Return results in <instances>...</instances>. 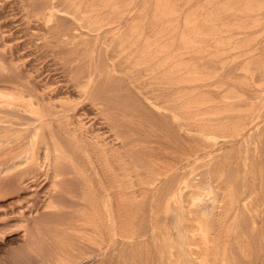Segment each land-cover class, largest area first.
<instances>
[{
    "label": "rangeland",
    "instance_id": "374dc122",
    "mask_svg": "<svg viewBox=\"0 0 264 264\" xmlns=\"http://www.w3.org/2000/svg\"><path fill=\"white\" fill-rule=\"evenodd\" d=\"M77 1L68 0L66 2L65 0H0V29H1L0 30V47H1L0 48V62H1L0 63V95L4 96L3 99H5V100H3V99H1L2 98L1 97L0 103H1V101L4 102V101L8 100V98H11V97L17 98L18 101H13L12 104H16L18 107H21V105H22L21 108L22 109L25 108V111H26V113H25V111L23 110L24 111L23 112L20 108L18 111L13 110L12 112L14 114L12 112H10L11 114L9 112H8L9 114H6L7 112H0V119H1L0 125H4V126L10 128L8 131H6L7 134H11L13 132H17V133L21 132L20 133L21 135L20 134H18V135H20V137H21V138L19 137L20 140L22 138L24 139V140L22 139L21 140L22 142H20V143H23V145L29 143V140H30L29 138L32 139L34 137H37V138H34L35 140L33 139L35 141V145L33 147V152H34V154L37 153V154H35L36 158H37V164H36V167L34 168L33 172L29 173V174L27 173L26 176L23 175L24 178L21 179L23 181L18 183L22 189H20L18 186V189L15 191L10 187L0 185V264H55V263L59 264L58 261L61 258L59 255H61L63 253V251L71 253L72 255L83 254L82 256L85 255L86 257H88L87 253H89V256L92 255L95 258V259L94 258L92 259L91 264H99L101 261L103 262V263L101 262L102 264H106V260L108 261L107 264H112L113 261H114L113 264H124V262L125 263L127 262L126 264H134V263L135 264H169V262H170V264H173V263L174 264H201L199 261H196V260H199V258L198 259H197V257L194 258L195 256L192 255L189 250L191 248H193V244H197V246H199L200 243L202 244L204 242L203 241L204 240V234L206 232H208L210 235L209 236L210 239H208L207 246H208V249H211V250H209L208 256L210 257L211 256L210 253L213 252L212 256H214L215 258L212 256L211 257L214 258V260L218 259V260L214 261L211 257L209 258L207 256L206 260L208 259L207 261H210V259H211V261H212V262L210 261L209 264H214V263L219 264L221 261H222V263H220V264H264V237H263L264 236V182H263L264 180H262V179H264V127H263L264 126V78H262V76L264 75V71H263V73L261 71V70H264V68H262V66H264V63H261L263 65H259L260 62L264 61V59H263V56H264V53H263L264 52V20H263L264 16L263 15H264V13H261V11L264 12V3L260 4V2H264V0H261V1L257 0L259 2L254 1V0H251V1L250 0H248V1L247 0H238L239 2H237V0H229V2H227L226 0L225 1L217 0L215 2V1L211 0V3L208 2L207 0H199V1L198 0H190L192 2H190L189 0H187L189 2H187L186 0H172V1L171 0H159L160 2H164V1L166 2L167 1L166 3L168 5H170L171 8L173 7L171 9V8H169L170 6H168L165 2L161 3L164 8H166L168 6L165 9L166 14H165V11H163L164 9H162L161 5H160V7L159 6L157 7L156 2L158 3V5L160 4V2L158 0L157 1L156 0L155 1L154 0H128L129 3L127 2V0H114L118 3L114 2L113 0L112 1L114 3L111 2L110 0H106V2L104 0H98V2H96L97 0H93L89 3L87 2L88 0H86V1L80 0L81 4H79V1L78 2ZM206 1H207V3H206ZM232 1L236 5H234L232 3ZM235 1L238 4L242 3V1H243V3L241 5H238ZM60 2L62 3V5ZM68 2L71 3V9H67V7L65 8V6L67 5ZM93 2H96V3L100 2L101 4L103 3L102 4L103 7L101 4H96ZM119 2H120V4H119ZM154 2H155V4H154ZM172 2H173V4H172ZM223 2H225V3L223 4ZM248 2L249 3L251 2V3L249 4ZM84 3H86L87 5H85ZM177 3H178V5H177ZM204 3H206L207 5H205ZM209 3H210V5H209ZM219 3H220V5H218ZM229 3L230 4L232 3L233 5L231 4L228 6ZM252 3H254L256 7H254V4H252ZM83 4H84V6H82ZM92 4L94 5V7L96 8L97 11L100 10L99 12H97L99 15H101L98 18H101V17L107 18V19L101 18V19H103V21L104 20L109 21L111 18V21H109L111 23L110 24L111 28H110V25L108 23L107 26L108 25L109 26L108 27H106V25L102 26V30L100 29L99 32L89 33V31L86 30L88 28L83 27V25L84 26L86 25V24H84V22H82L83 23V25H82V23L80 21H77L76 19L74 20L73 18H71L72 15L68 14L69 12L76 11V9H77V11H76V12H78L77 14L81 15V13L84 12L82 10L83 9H85V11L89 10L90 6ZM108 4L111 5V7H107L106 5H108ZM129 4L131 6H129ZM244 4L246 7L243 6ZM58 5H61V8H60V6L57 7ZM95 5H97V7ZM215 5H217V7ZM223 5L224 6L226 5V7H224ZM247 5H249L250 7H248ZM51 6H53V8ZM76 6H78V7H76ZM85 6L87 8H85ZM219 6H220V9H219ZM230 6H233V8H235L236 10L234 9V11H230V10H232V7H230ZM237 6L239 8L238 11H237V9H238ZM251 6L253 9H251ZM258 6H260L263 10L260 9V7H258ZM82 7H83V9H82ZM101 7L104 8L105 10L103 9L104 10L103 11ZM105 7L108 9L106 10ZM116 7H117V9L119 8L121 11H119V9H118V12H117V9H115ZM199 7H202V8L199 9ZM215 7L217 8L216 10H215ZM62 8H63V10H62ZM112 8H113V10H112ZM154 8H158V9H154ZM193 8L196 10H194ZM197 8H198V10H197ZM223 8H227L230 11V13L227 12L228 10H226V11L223 10ZM240 8H242V10ZM245 8H246L247 12L249 11L250 13L249 12L247 13ZM59 9L63 11V14L66 13L65 15H68V16L62 15L61 11ZM78 9H79V11H78ZM178 9L179 10L183 9V10L177 11L178 12V14H177L176 10H178ZM188 9L193 10V11L188 12ZM202 9H203V11H202ZM58 10L60 12H58ZM211 10H213V12ZM250 10H253V11H250ZM49 11L53 12V14L56 11L55 12L56 14H54L53 18L47 22V20L44 19L45 16H43V15ZM168 11H172L171 14ZM186 11L188 12L189 15L186 14L187 13ZM209 11L212 12V14ZM122 12H125V14ZM191 12H192V14H191ZM194 12H196V13L194 14ZM205 12L206 13L209 12V14H211V15L207 14V16L205 17V19L208 18L207 22H204L205 19H203V14H206ZM215 12H217V13H215ZM105 13L107 16L106 15L104 16ZM107 13L110 15V17ZM152 13L153 14L155 13V15H153ZM197 13H201V15L197 14ZM219 13H220V15L225 14L226 17L224 15L220 16ZM233 13L235 15L238 14V16L236 15L238 18L235 15L232 16ZM239 13H240L241 17L243 16V19L244 18H247V19L243 20L241 17H239L240 16ZM102 14H103V16H102ZM111 14L113 16H111ZM121 14H123V15H121ZM163 14H165V16H162ZM168 14L171 17L173 16L174 18H171ZM190 14L192 16H194L195 21H194V18ZM250 14H251V16H249ZM115 15L116 16L120 15L121 17L122 16H124V17H122V18L119 17L120 20H117L118 17H116L117 18L116 19L114 17ZM175 15L178 17V20H177V17H175ZM208 15L210 17H208ZM257 15L261 18V21H260V18L257 19L258 18ZM154 16H155V18L156 17L157 18L153 19ZM186 16L189 19H191L192 21L190 20V22H189L188 21L189 19ZM211 16H212V18L214 16H218L219 18L221 17V19L214 17V19L212 20ZM136 17H138L137 19L140 18L138 20L139 24L135 19ZM184 17H186L185 20H184ZM197 17H199V18L197 19ZM230 17L232 18V20ZM112 18H114L116 21ZM145 18H146V20L143 21V19H145ZM163 18L164 19L170 18V20H168V19L164 20ZM215 18H217L216 20H218L220 23L218 22V24H216L217 22H216ZM224 18H225V20H223ZM226 18H229L230 20H228ZM121 19H124L126 21L123 20V23H122ZM150 19L152 21H150ZM249 19L251 22L249 21ZM251 19L255 22V24L252 22ZM255 19H257L258 21L257 20L255 21ZM39 20H41V21H39ZM44 20H46V21H44ZM134 20L136 21V23L134 22ZM154 20L155 21L159 20L158 21L159 23L155 22ZM173 20L174 21L177 20L178 21V22L176 21L177 24ZM183 20L185 22L188 21V22H186L187 26L185 24H183V23H185ZM210 20L212 21L213 24L210 22ZM220 20L223 21V23L227 22V24L224 23V25H223V23ZM233 20H234V22H233ZM238 20L245 21L246 25L243 21L240 22ZM43 21L46 22L47 25ZM114 21H115V24L113 23ZM193 21L195 22V24H193L194 23ZM152 22H153V24L151 25ZM165 22H167V23H165ZM170 22H171V24H168ZM203 22H204V24H202ZM209 22H210L209 25H211V24L213 25V26L211 25L212 28H214L213 30L209 25H206ZM248 22H249V24H248ZM132 23L136 24V26L135 25L132 26ZM228 23H230L231 25H233V24L234 25L236 24V25L234 27V25L231 26ZM42 24H44V26ZM125 24H126V27L124 26ZM137 24L139 25V29L137 27L138 26ZM154 24H156V26ZM172 24H174V25H172ZM189 24H192L193 26L196 25V26H194L193 30H187L188 31L187 32L184 29H186V27H188ZM219 24L221 26H219ZM241 24L243 25V27H241ZM79 25H81V26H79ZM169 25H171V26L169 27ZM205 25H206V29L208 27H210V29L208 28L210 31L208 29H207L208 31L205 29ZM15 26H17V27H15ZM172 26H173V28H171ZM183 26H186V27H183ZM191 26L189 25V27L187 29H190ZM201 26H204V28ZM216 26H219L221 28L220 29L221 31L219 30L220 32L223 31V29H224L223 27H225V29H229L228 26H230V29L232 27V29L237 30L238 32L237 31L234 32V30H232V29H231L232 31H230V29H229V31L224 30L225 33L222 32V33H220V35L222 34V35H224V36L226 35V36L224 37L221 35V39H220V37H219L220 35L218 34L219 31H217L219 27H216ZM79 27H82L83 29L79 28ZM131 27L136 28L138 30L137 33L141 32L142 33V34L140 33L141 37L142 38L146 37L145 39H148V40H151L152 38L153 39L159 38V40H162V36H164L163 41H161V42L165 44L166 50L168 49L167 54L170 53L169 55L172 57L171 59H173V58L175 59L174 61L172 60L173 62H171V63L172 64L175 63L174 65L181 66V67H183L182 65L184 64L185 68L187 69V70H184V75L190 76V74L193 72L191 74V76L192 77L196 76L193 78L194 80L195 79L197 80L198 78L199 79L197 81L201 80L200 77L202 75L201 78L203 80H201L202 82L200 81V83L192 80V78L191 79L189 78L188 80L192 81L191 84H189L190 81H188L187 79H183L184 81L183 80H180L181 82L179 81L180 84L178 83V81H175V80H172L174 82V84L173 83L171 84V82H170L171 80H169V81H166V83L169 82L171 85L165 83L164 85L160 84L158 86V85H155L156 83L153 84V82L155 81L154 80L152 82H149V83H151V87L149 86V88H148V85H150V84H147L148 83L147 81L144 82V85H146L145 86L146 92L147 91H149V93L153 92L152 94L151 93L147 94V97H149L151 95L150 102L153 101L152 99L157 97L156 101L159 99L160 100L159 103L163 102V100L165 101V99H166V101L168 100L167 102L170 103V104H167L168 105L167 108L173 107L171 109V111H170V108L167 109L168 122L170 123V125H169V123H168V125L170 128H171V119L173 118V117L172 118L170 117L171 114L173 113L172 116L178 117L179 116L177 114L178 112H176V114H175V111L180 110V109H177V107L179 105L182 106L183 116L181 114L180 117H182L181 118V120H182L185 116L184 119L186 120V121H184L185 123L183 122L186 129L183 130L182 135H181L182 137L186 136L184 138H182V137L177 138V135H175V133H173L170 128H168V127L165 128L164 125L159 128L155 122L153 123L152 121L150 122L148 120L147 115L145 113H143L142 111H137V110H139L138 105H146L147 109L149 111H151L153 113V115H157L156 110L154 108L147 106L146 102L143 100L142 96H140L139 94L134 93V92L133 93L131 92L129 94L125 93V92H120L117 96L115 94L118 93V91H117V88L115 85H114V87L113 86L111 87V88H113V90L111 89L112 92H110V88L106 89L105 90L106 92L103 91L105 93L110 92V94H109L110 99H108L107 98L108 95L106 96L105 93H103V92H101V94L103 93L102 95L101 94L99 95V92L98 93L96 92V94L94 93L95 89H98L101 86V84H103L106 81V78L104 76H102L100 73H98V75H97L96 69L94 66L95 60H97L99 64L103 63L105 66L110 65L111 64V63H109V62H111L110 56L112 55V57H114L115 55H118L117 53H119L118 51H116V50H118V46H117L118 45V41H117L118 38L121 37L122 35H123L122 36V38H123L125 35L131 34L130 30H129ZM195 27H197L198 30ZM236 27H238V28L240 27V28L238 29ZM66 28H70L71 33L73 35H79L80 34V35H83L84 38L73 39L72 43L69 44L68 42H70V41H68V40H71V39L68 37V35L65 31ZM141 28L143 29L144 33L142 32ZM158 28L160 29L159 31H157ZM164 28H168L167 32H166V29H164ZM175 28H178V29L176 30ZM120 29H122V30H120ZM172 29H174L175 32ZM200 29H201V31H200ZM215 29H217L216 31L218 33L215 32ZM182 30H183V32H182ZM194 30H196V31H194ZM202 30H203V32L205 31L204 32L205 34H203ZM102 31H103V33H102ZM119 31H121V32H119ZM160 31L162 33H160ZM227 31L230 33L233 32V34H230V33L228 34V33H226ZM124 32H126V33H124ZM146 32L147 33L152 32V33L146 34ZM200 32H202V35L204 36V38ZM209 32L210 33L213 32L216 35L211 33L212 35H215L212 37V35H209L210 34ZM155 33L158 34L159 36L158 35L156 36ZM166 33H167V35H166ZM180 33H182V34H180ZM184 33H186V35L189 33V34H191V36L188 34L189 36L187 35V37H186V35ZM193 33H196V34L199 33L200 34L199 36L201 38L196 34H194L195 36L192 35ZM239 33H240V35H239ZM88 34H90V36H88ZM152 34L155 36H152ZM168 34L170 35V37L168 36ZM206 34L209 35L210 37L206 36ZM249 34L252 36H250ZM85 35H87V36H85ZM147 35L148 36L151 35L152 38L150 37V39H149V37ZM165 35H166V37H165ZM175 35H176V37H174ZM183 35L186 38H184ZM232 35H234V36H232ZM101 36H102V38H101ZM180 37L182 38L183 41H184V39H186L185 40L186 43L185 42L182 43V40ZM189 37L192 40L189 39ZM193 37H195V39ZM208 37L210 39L211 38H213V39H211V40L209 39L210 40V42H209ZM217 37H219V38H217ZM226 37H228L227 38L228 41H226L227 40ZM229 37H230V39H229ZM231 37H233V38H231ZM252 37H254L253 38L254 40L252 39ZM124 38H126V37H124ZM174 38H175V40H174ZM199 38H200V40L203 38V40H201V42L196 41L197 42L196 43L195 40H199ZM205 38H206V40H205ZM10 39H12V40H10ZM100 39H101V41H100ZM171 39L174 41V43ZM179 39L181 40L180 42H179ZM188 39L191 41H189ZM214 39H218V40H214ZM232 39H234V40H232ZM247 39H248V41H246ZM125 40L126 39H124V41ZM166 40L169 42H167ZM111 41H112L113 45H110ZM124 41L122 43L126 42V41L125 42ZM192 41L195 43V44L193 43L194 45L192 44ZM202 41H204V42H202ZM206 41H208L209 44H207ZM232 41H234V43ZM250 41H252V42L250 43ZM170 42H171V46H170ZM189 42H190V44H188V46L190 45L192 47L187 46V43H189ZM238 42L241 43L240 44L241 46L239 45ZM244 42H246V43H244ZM166 43L167 44L169 43V45H167ZM177 43H179V44H177ZM201 43H203L204 45ZM205 43H206V45H205ZM236 43H238V44H236ZM141 44H142V41L138 45L141 47ZM196 44H197V46H196ZM214 44H215V46H214ZM242 44H243V46H242ZM244 44H246V45H244ZM247 44H248V46H247ZM106 45H107V47H106ZM108 45H110V49H109ZM178 45L180 47H178ZM200 45H202V46H200ZM233 45L235 46V48H233L234 47ZM249 45H250V47H249ZM181 46L183 48H181ZM193 46H194V48H193ZM199 46H200V49H198ZM239 46L242 48H240ZM112 47H114V48H112ZM207 47L210 50L212 49V51H210V50L208 51V49L205 50V48H207ZM96 49H97V51H96ZM111 49H113V50H111ZM203 49L205 52V53L203 52L204 54L202 52H200V51H203ZM142 50L144 51V48ZM179 50H181L183 52H181ZM109 52L110 53L112 52V53L110 54ZM172 52L173 53L175 52V54H173ZM176 52H179L178 54L181 56L176 54ZM195 52H198L197 53L198 56L195 55L196 54ZM186 53H188V54L190 53L192 56H188V54H186ZM246 53H247V55H246ZM171 54H173V56ZM95 55H97V56L95 57ZM182 55H184L187 59L185 57H183ZM214 55H215L217 60L215 59ZM245 55L246 56L250 55V56H248V58H247ZM259 55L262 56V59ZM170 56H168V57L170 58ZM210 56H212L213 58H211ZM120 57H119V59L116 58L120 62L119 66L121 67V69H120V67L118 66L117 71L115 73L116 75L120 74V76L117 75L118 77H122L121 73L123 71V68H125V66L123 64L124 63V60H123L124 54H122ZM180 57H181V59H180ZM207 57H210L211 59L207 58ZM255 57H256V61H255ZM244 58H246L248 62H246L245 61L246 59H244ZM257 58H259L258 60L260 62L257 60ZM253 59H254L255 63H254ZM176 61H177V63H176ZM181 61L183 63H181ZM200 61H202V62H200ZM185 62H187V63H185ZM190 62H192V63H190ZM179 63L181 65H179ZM197 63H199V64H197ZM244 63H248L247 65H249V66H247L245 64L247 66V67L244 66L245 69L243 68ZM256 63H258L257 65L260 67L261 70H258L259 68L257 65L256 66L254 65ZM71 64L73 66H71ZM186 64H188V65L190 64V65L187 66ZM194 64L196 66L199 65V67H195ZM222 65H224V66H222ZM128 67H130V65ZM136 67H140V66H136ZM249 67L252 68V70L254 69V71H252V72L249 71V69H250ZM241 68H243V70ZM246 68H248V70ZM255 69H257L259 72L261 71L260 76L263 74L261 76V79L259 78L260 76L258 75L257 70L255 73ZM210 70H211V72H209ZM245 70L249 74L250 73L254 74L253 75L254 77H252V80L254 78L253 82H251L252 81L251 77H249V76H252V74L249 75L248 73L245 72ZM187 71H188V73H187ZM189 72H190V74H189ZM194 72H196L198 75H195L196 73H194ZM199 72H202V73L204 72V74H202V73L199 74ZM205 72H207V73H205ZM244 72L247 75H245ZM213 74H215L216 76L215 75L213 76ZM85 75L87 76L86 83H85L86 89L81 92L80 87L78 86L79 85L78 81H81L82 77ZM204 75L206 78L204 77ZM207 76L211 80L210 79L208 80ZM231 80H233V81H231ZM240 80L242 81V83ZM243 80L248 81V83L246 81H243ZM182 81L184 83H185V81L186 82L188 81V82L185 83L186 84L185 85ZM229 81H231L232 83ZM195 82H196V84H195ZM118 83L122 84L121 82H118ZM182 83H183V85H182ZM176 84H177V86H176ZM243 84H245V85H243ZM75 86H76V88H75ZM153 86H156V87H153ZM114 88H116V90ZM229 88L230 89L232 88V90L234 92L232 90H230ZM42 89L43 90L45 89V90L43 91ZM158 89L159 90L162 89V90H160L161 95H160V92ZM164 89H165V91H163ZM176 89H177V92L178 91L181 92V93L179 92L180 93L179 96L176 95V94H178L176 92ZM227 89H228V91H227ZM88 90H89V92H88ZM108 90H109V92H108ZM114 90L117 92L113 93ZM154 90L155 91L157 90L158 92L157 91L156 92L159 95L157 93L155 94ZM188 90L190 92H193V94L190 93ZM249 90H251V91H249ZM42 91L44 93H42ZM229 91L233 92V93L231 94ZM224 92H226V93H224ZM227 92L229 93V95L230 94L231 95L229 96ZM53 93H54V95H53ZM112 93H113V95H112ZM173 93H175V94H173ZM188 93H190L192 96H190V94H188ZM196 93H198V94H196ZM222 93H224V94H222ZM41 94L44 96L41 97ZM171 94H173V95H171ZM186 94H187V96H186ZM201 94H204L205 96L201 95ZM225 94H227L228 96ZM104 95L107 98L106 100H104L105 97L103 98ZM174 95H175V97H173ZM182 95H185L187 98L185 96L182 97ZM197 95H198V97H197ZM111 96H112V99H111ZM113 96L115 98H113ZM211 96L214 98H210ZM224 96H227V97H224ZM48 97H50V98H48ZM179 97H181L183 99H180ZM220 97H221V100H220ZM229 97H233V98L230 99ZM20 98L23 100V102ZM44 98H45V100H44ZM84 98H85V100H84ZM171 98L173 101L171 100ZM175 98H177V100H175ZM178 98L180 99V101ZM194 98L196 101L197 100L200 101L199 103H201V104H199V105L201 107H199V105L195 106L196 101L194 103ZM198 98H200V99H198ZM203 98L206 102L210 101V103H212V104H209V102H207V104H209V105H206V102L201 100ZM207 98H208V100H207ZM215 98H217V103H216ZM228 98H229L228 101L225 100ZM191 99H192L194 104L192 103ZM46 100H47V102H46L47 104L45 103ZM93 100L98 101V102H107L106 104L108 106L106 105V107H102V109H105V112L100 113V111L97 110L96 107L92 105ZM186 100H190L191 102H188ZM73 101L75 102V104L73 103ZM198 101L196 104H198ZM211 101H213V102H211ZM214 101H215L216 105L214 104ZM112 102H115V103H112ZM172 102H175V103H172ZM176 102H178V103L176 104ZM203 102H205L204 103L205 105L203 104ZM221 102L225 105L224 106L220 105V104H222ZM10 103H11V101H10ZM64 103H67V104H64ZM139 103H141V104H139ZM51 104L52 105L55 104L57 106V108L54 105H53L54 106L53 107ZM90 104H91V106H90ZM175 104H176V106H173ZM187 104H190V105L187 106ZM192 104L195 108L193 106H191ZM217 104H219V105H217ZM184 106H186V107H184ZM29 107L32 111H34L35 114L28 112V110H26V108L29 109ZM42 107L43 108L45 107L44 109H46V110H44ZM134 107H135V109H134ZM188 107L190 108V110ZM191 107H193L194 111L192 110ZM208 107H210L211 109L209 110ZM174 108L176 110H173ZM184 108H185V110H184ZM207 108H208V110H206ZM224 108H226V109H224ZM227 108H229L230 110L229 109L227 110ZM213 109L216 111H214ZM238 109H239V111H238ZM245 109H247L250 113H248L247 110H246L247 114H246V112L242 113L243 111H245ZM219 110H222V111H219ZM223 110H224V112H223ZM225 110H226V112L231 111V113H229V112L226 113ZM234 110H236V111H234ZM44 111H46V112L48 111L47 113L49 115ZM79 111H80V113H78ZM208 111H210V112L212 111L213 113L211 114ZM232 111H234V112H232ZM206 112H208L209 114ZM214 112H216L217 114L215 115ZM219 112H222V113L220 114ZM237 112H239V113H237ZM3 113H5V114H3ZM29 113H31V114H29ZM77 113L79 114V116ZM185 113H187L186 114L187 116L189 115L188 116L189 122L187 121V118H186L187 116L185 115ZM190 113L192 116L190 115ZM205 114H207V115H205ZM193 115H194V117H193ZM34 116H35V118H34ZM46 118L47 119L49 118L51 120H49V119L47 120ZM65 118H67L66 121H64ZM190 118H191V120H190ZM240 118H242V119H240ZM78 119L83 120L82 122H85V123H81V120H78ZM204 119H205V121L207 119L208 122L207 121L205 122ZM235 119H236V121H235ZM42 120H44V121H42ZM90 120H92V121H90ZM193 120H195V121L199 120V122L203 121L204 125H206V127H207V129H205L206 131L203 130L205 126L202 124V122H200V124H199L198 121L194 122ZM209 120H211V121H209ZM212 120H213V122H212ZM74 121H79L82 124L87 135L93 134V135H98L100 137L103 134H104L103 136H105V137L108 136L109 134H112L110 130L114 131V128H118L119 123H121L122 121L131 125V127H133V130L131 132L133 133V138H135V141L137 144L136 145V151L137 152L134 155V160H136L137 164H139V166H141L139 171L144 170L143 166H147V165L151 164L150 168H151V172L153 175L152 176L150 175V176H151V178L156 180L153 182L154 186H153V183L151 185H144V186L142 185V187L145 189L144 193H141L139 195L137 194V195H134V197H129V198L127 196H124L122 199V204H123L124 208L126 207L125 211H126V213L127 212L128 213L125 214V211L123 210L124 215L122 214V216H121V228H122V230L125 229V231L123 230L124 232L127 231L125 234L126 236L129 235L127 239H125L126 237H124V236H118L119 238H117V237L113 238L112 236L108 235L109 232L106 233V229L101 227V226L99 228L100 233L98 232V235L96 233V235L98 236V238H97L92 227L91 226L86 227L85 232L86 231L89 232L91 234L90 237H91L92 241H94L97 244V245H95V243L92 242L89 246L90 251L89 250L86 251L85 249L74 247L75 245L72 244L70 238H71V223H73V222H71V212H77V211H81V210L82 211H91V209H90L89 205L87 204L86 198H83L79 195L80 193L78 192L79 188L76 185V183H77L76 180L74 178H72L71 175L66 174L65 171H63V167H64L63 161L60 160V158L57 161V159L55 158L59 153H61V151H64V150H61V149H64L63 148L64 145L68 146L64 143H67L66 141L71 142V136L70 135H71L72 125L70 123L74 122ZM238 121H240V122H238ZM35 122H38V123H35ZM256 122H258V124H256ZM66 123L69 124L70 128H69V126L68 127L66 126L67 125ZM134 123H136V124H134ZM187 123H189V124L186 125ZM192 123H193V126H190V124L192 125ZM194 123H195V125H194ZM242 123L247 124V125H244ZM52 124H53V127L55 126L54 128L52 127ZM141 124H145L146 126L142 127ZM235 124H236V126H235ZM238 124H239V126H237ZM50 125H51V127H50ZM198 125L200 127L203 125V128L201 127L202 128L201 129L200 127H198ZM241 125L243 127H241ZM209 126L212 127V128H210L211 131L208 130ZM223 126H224V128L222 129L221 127H223ZM232 126L235 128L241 127L243 129L241 130L239 128L240 132L238 133L237 131H239V129L237 131H235L234 130L235 128H232ZM244 126H246V127H244ZM247 126H248V128H247ZM40 127H41V129H40ZM214 127H216V130ZM225 127L227 129L228 128L229 129H228V131L226 129V131L223 132ZM37 128H39L40 130ZM189 128H190V130L192 128V130H191L192 132L189 130ZM69 129H70V131H69ZM195 129L197 132L195 131ZM218 129H219V131H218ZM24 130H26V132ZM31 130H33L34 133H32ZM34 130L35 131L39 130V131L37 133H35ZM57 130H59V131L57 132ZM61 130H62V134L65 133L64 135H62L60 133ZM230 130H233V131H231V133H230ZM151 131H153L154 133ZM193 131H194V133H193ZM234 131L236 133H234ZM52 132H53V134H52ZM225 132H229V133H225ZM28 133L31 134L30 137H28V135H29ZM206 133H208V134L212 133V134L206 135ZM219 133L222 135V137L224 139L220 136ZM214 134H216V137L217 136L218 137L216 138ZM157 135H159V137ZM207 136L208 137L211 136L212 139H211V137L207 138ZM46 137L50 141H48L46 139ZM65 137H67V140L65 139ZM10 138H13V137H10ZM53 139L57 140L58 144H60L59 147L61 148L60 149L61 151L57 150L56 152H53L50 149H49V151L45 149V143H50L51 140L53 141ZM184 139H185V141H184ZM107 140L108 139H106L105 142H107L109 145L110 143ZM13 141L14 140H12V139L9 140V144L13 145L14 144ZM25 141H27V142L25 143ZM153 141L157 142V143H154ZM176 141L181 146L179 144H177ZM158 142L162 145H163V143L166 145H163L164 147L162 148V145H160ZM206 143H208V144H206ZM15 145H16V141H15V144L13 146H15ZM154 147H156V148H154ZM188 147L190 148V150L192 152L188 149ZM164 148H166V149L164 150ZM193 149H194V152H193ZM177 150H179V151H177ZM164 151L169 152V153H164ZM177 152L180 154H178ZM76 154H77V156L75 155V157L77 159L79 153L76 152ZM181 154H182V156H181ZM81 155H82V157H80V155H79L80 158H78V159L82 160V158L84 157L85 159H83V160H85V161L81 162V161L77 160V161H79L77 163L80 164V162H81V164H80L81 167H83L85 169L88 168L89 172H87L86 174L90 178V180L92 181L91 190L95 191L97 198H100V194H102V192H100V191L104 185V182H103V180H101L102 177H100L101 174H99L100 173L99 168L96 165V163L93 161V159L91 160L92 157H90L88 160L87 157L90 155L87 156V154H86V157H85V154H84V156H83V154H81ZM41 156H42V158L40 159ZM45 156H46V158H45ZM199 156H202V157H199ZM157 157H159L161 159H159ZM162 157H165L166 160ZM86 158H87V160H86ZM174 158H176L177 160H175ZM38 159H40V160H38ZM154 159H155V161H154ZM239 159L240 160L242 159L243 161L241 160L242 161L241 162ZM167 160H170V161H167ZM87 161H88V164L91 163L92 166H95L93 168L97 167L98 169L97 168L93 169L91 165H89V167H91V169H89L88 164L85 163ZM152 162H153V164H152ZM82 163L87 164V165L84 166V164H83V166H82ZM93 163H94V165H93ZM226 163H228L230 165H228ZM180 164H183V167L181 170L178 169ZM250 164H253V165H250ZM254 164H255V168H254ZM153 165H155L157 167H155ZM165 165H168V166H165ZM158 168H160V169H158ZM162 168L164 171L161 170ZM168 168H170V169H168ZM165 169H166V172H165ZM94 170H96V171L98 170L99 173L97 171V173H98L97 174L96 171H94ZM210 170H212V171H210ZM213 171H214V173H213ZM250 171H251V173H250ZM141 172H143V171H141ZM229 173H231V176ZM248 173H250V176ZM95 174H96V176H95ZM154 174H156V175H154ZM182 175H185V176H183V178H182ZM156 176H158V177L162 176V177L158 178ZM190 177L192 178V180ZM195 177H197L196 180H193V179H195ZM215 177L216 178L218 177L217 182H216ZM219 178H220V180H219ZM96 180H98V182ZM251 180H252V182H251ZM54 182H56L55 185H53ZM187 182H189V183H187ZM196 182H198V183L196 184ZM219 183H220V186H219ZM189 184L191 185L190 186L191 188L188 190L187 188L189 187ZM192 184H196V185H199L201 187L203 186L204 191L206 190L205 193L207 192V190L209 193L203 194V192L201 190L202 188L199 189V186H196V187H198L197 189L200 190V195H199V192H198L199 190L197 191V189H195L196 187ZM187 185H188V187H187ZM217 185H218V187H216ZM239 185H240V187H239ZM24 186H27V187H24ZM30 186H31V189H30ZM225 187H226V190H224ZM252 187H253V189H252ZM192 188H194V189H192ZM222 188H223V190H222ZM230 188H231V190H230ZM19 189H20V191H19ZM185 189H186V191H185ZM250 189H251V191H250ZM255 189H257V190H255ZM210 190L212 192H210ZM223 191L226 193H224ZM213 192L216 193L215 197L213 198V199H215L214 204L217 207L216 210L214 209L210 213H209V211L202 210L204 212L203 213L202 211L199 210L198 207L192 206L190 200L194 196H195L194 198H198L197 196H199V198L202 196H206V195L212 196ZM190 195L191 196L193 195V197H191ZM137 196H138V198H137ZM185 196H186V198H185ZM220 196L221 197L223 196L224 198L223 197L220 198ZM187 197H189V198H187ZM23 199H25V200H23ZM222 199H223V201H222ZM184 200H185V203H187L189 200V203L184 204ZM131 201H132V203H130ZM225 201H227V203ZM229 201L232 202V203H230V205H229ZM222 202H223V204H222ZM246 202H248L247 203L248 206L246 205ZM225 203H226V205H225ZM190 204H191V207H190ZM219 204H220V206H219ZM184 205H186V206H184ZM222 205H225V206L222 207ZM224 207L226 209H224ZM151 208H152V210H151ZM182 209L186 210V212H184V210H182ZM196 209L198 210V212L200 211L199 212V213H201L200 215ZM233 209H234V211H233ZM235 210H236V213L234 214L233 212H235ZM184 213L185 214L187 213L188 215H185ZM174 215H176V216H174ZM221 215L223 216L224 221H223ZM215 216H218V217L220 216V217H219V219H217L218 217H215ZM177 217H179V219ZM181 217L184 218V220L182 219L183 222H181V223L177 222V219L181 221ZM205 217L209 220H205L206 219ZM171 218H173V219H171ZM220 218L222 219V221H220ZM230 218H231V220H229L230 221V223H229V222H227L228 221L227 219H230ZM185 219H186V221H185ZM187 220H189V223L190 222L191 223L189 224L187 222ZM201 220L204 221L206 224L205 223L202 224L203 222H201ZM174 221L177 222V224ZM192 222L194 223V225L192 224ZM221 222H222V224H221ZM155 223L156 224L160 223L161 226H159L160 224L156 225ZM178 223H180L179 225L182 224L181 229L183 231L180 229V226L178 225ZM196 223L198 224L199 228L196 227V225H197ZM224 223H226V224H224ZM200 224H202V226ZM192 225H193V227H192ZM222 225H224L223 229L221 228ZM125 226H126V228H125ZM173 226H175V227H173ZM225 226H227L228 228H226ZM130 227L132 229H129ZM163 227L165 230L163 229L161 231V229ZM189 227H191V229H193V231L194 230L195 231L191 232L190 231L191 229ZM194 227H196V228H194ZM253 227H254V229H253ZM230 228H232V229H230ZM167 229L171 232L169 233ZM177 229H179V230H177ZM198 229H200V231ZM203 229H205V230L203 231ZM215 229L218 230L220 233L218 231L216 232ZM226 229L227 230L229 229V230L226 231ZM151 230H152V232H151ZM250 230H252V231H250ZM123 231H120L121 234H124ZM153 231H155V232L153 233ZM164 231H165V233H164ZM221 231H224V233L226 232V234H224L223 232L221 233ZM128 232H130V233H128ZM167 232L169 235H166ZM185 232L188 233L187 236H185ZM197 232H198V234L200 233L201 236L198 234H197L198 236L195 235ZM163 233L165 234V236L163 235ZM183 233H184V236L186 238L182 237ZM191 233L192 234L194 233V234L192 235ZM149 234H151V235H149ZM155 234H156V236H155ZM189 234L191 236H189ZM219 234H221V235H219ZM94 235L96 236V238L94 237ZM217 235H219V236H217ZM151 236H154V237H151ZM161 236L165 237V238H162ZM194 236H197V238ZM199 236L203 237V238H201L202 241L200 240ZM170 237L172 239H170ZM191 237L193 238V240ZM215 237L217 238V240L214 239ZM241 237L242 238L245 237V238H243L244 240ZM103 240H105V241H103ZM121 240H122V242H121ZM129 240H132V241H129ZM157 240H158V242H157ZM169 240H170V243L168 242ZM197 240H198V243L196 242ZM100 241H101V243H100ZM159 241H161V243ZM210 241L213 243L211 244ZM220 241L222 242V244ZM244 241H246V242H244ZM107 242H108V244H107ZM164 242H166V243H164ZM214 242L215 243L217 242L214 245L215 248L212 247ZM190 243H191V245H190ZM218 243L220 244L219 246H218ZM223 243L225 244V246ZM164 244H166V246ZM170 244H172V246H174V247L173 248H172V246L169 247ZM234 244H236L237 247ZM210 245H211V247H210ZM164 246H165V248H164ZM217 246H218V250H217ZM220 246H221V249H220ZM223 248H224V250H223ZM108 249H109L110 253L107 251ZM173 249H175V250H173ZM212 249L215 250V252ZM235 249H237L238 251H236ZM158 250L161 253L158 252ZM186 250L189 251L190 254ZM221 250L224 251L225 254L224 253L222 254ZM170 251L172 253H174V255L169 256L168 252H170ZM239 251L241 252L240 254L238 253ZM90 252H92V254ZM96 252H98V253H96ZM138 252H139V254H137ZM218 252H220L221 254L220 253L218 254ZM245 252H246V254H245ZM97 254H99V256H97ZM101 254H102V256H100ZM95 255L98 257V259ZM127 255H128V258H127ZM217 255H219V256H217ZM222 255H224L223 258L221 257ZM160 256H162L161 259H160ZM173 256H174V258H173ZM177 256L179 258H177ZM58 257H59V259H58ZM104 257H105V260H104ZM169 257H170V260H169ZM181 257H183V259ZM56 258H57V260H56ZM113 258H114V260H113ZM99 259H101V260H99ZM176 259L177 260L179 259V261L181 263L179 261L176 262ZM41 260H42V263H41ZM172 261H173V263H172ZM206 264H208V263H206Z\"/></svg>",
    "mask_w": 264,
    "mask_h": 264
},
{
    "label": "bare ground",
    "instance_id": "6f19581e",
    "mask_svg": "<svg viewBox=\"0 0 264 264\" xmlns=\"http://www.w3.org/2000/svg\"><path fill=\"white\" fill-rule=\"evenodd\" d=\"M66 2L68 1V0H65ZM74 1V0H73ZM75 1H77V0H75ZM79 1V4H81L80 2V0H78ZM77 1V2H78ZM86 1V0H85ZM91 1H93V0H88L87 2L89 3V2H91ZM105 2H106V0H104ZM111 2H113L112 0H110ZM109 1V2H110ZM155 1V0H154ZM157 1V0H156ZM159 1V0H158ZM172 1V0H171ZM170 1V2H171ZM187 1V0H186ZM190 1V0H189ZM189 1H187V2H189ZM199 1V0H198ZM197 1V2H198ZM208 2H210L211 3V0L209 1V0H207ZM207 1H206V3H207ZM213 1H217V0H213ZM222 1H225V0H222ZM227 2H229V0H226ZM248 1V0H247ZM246 1V2H247ZM251 1V0H250ZM254 1H257V0H254ZM253 1V2H254ZM261 1V0H260ZM54 2V1H53ZM58 2V1H57ZM71 2V1H70ZM70 2H68L67 3V5L65 6V8L67 7V9H71V3ZM86 2V3H87ZM96 2H98V0L96 1ZM96 2H93V3H96ZM114 2H116V1H114ZM113 2V3H114ZM127 2H128V0H127ZM160 2V1H159ZM165 2V1H164ZM164 2H160V4L158 5V3L156 2V4H157V7L159 6L160 7V5L162 6V4L161 3H164ZM167 2V1H166ZM165 2V3H166ZM169 2V1H168ZM190 2H192V1H190ZM236 2V1H235ZM237 2H239L238 0H237ZM236 2V3H237ZM241 2V1H240ZM257 2H259V1H257ZM61 3V2H60ZM86 3H84L85 5H87ZM108 3V2H107ZM106 3V4H107ZM116 3H118V2H116ZM129 3V2H128ZM206 3H204L205 5H207ZM210 3H209V5H210ZM225 2H223V4H224ZM232 3L234 4V5H236L233 1H232ZM231 3V4H232ZM242 3H243V1H242ZM242 3H240V4H238V5H241ZM249 3V2H248ZM251 3V2H250ZM249 3V4H250ZM256 3V2H255ZM262 3H264V2H260V4H262ZM56 4V3H55ZM58 4V3H57ZM74 4V3H73ZM72 4V5H73ZM84 4L82 5V6H84ZM96 4H101L100 2L99 3H96ZM103 4V3H102ZM101 4V5H102ZM111 4V3H110ZM119 4H120V2H119ZM123 4V3H122ZM126 4V3H125ZM154 4H155V2H154ZM167 4V3H166ZM172 4H173V2H172ZM175 4V3H174ZM214 4V3H213ZM227 4V3H226ZM230 3L228 4V6L229 5H231ZM232 4V5H233ZM247 4V3H246ZM252 4H254V3H252ZM258 4V3H257ZM259 4V5H260ZM61 5H62V3H61ZM61 5H58L57 7H59L60 6V8H61ZM64 5V4H63ZM75 5V4H74ZM77 5V4H76ZM113 5V4H112ZM124 5V4H123ZM168 5V4H167ZM177 5H178V3H177ZM218 5H220V3L218 4ZM96 7H97V5H95ZM107 7H111V5H106ZM114 6V5H113ZM117 6V5H116ZM122 6V5H121ZM120 6V7H121ZM126 6V5H125ZM129 6H131L130 4H129ZM155 6V5H154ZM168 6H170V5H168ZM167 6V7H168ZM174 6V5H173ZM216 7H217V5H215ZM224 6V5H223ZM222 6V7H223ZM227 6V7H228ZM243 6H245V4L243 5ZM248 7H250L249 5H247ZM253 6V5H252ZM252 6H251V9H253L252 8ZM263 6V5H262ZM52 8H53V6H51ZM63 7V6H62ZM76 7H78V6H76ZM102 7H103V5H102ZM101 7V8H102ZM118 7V6H117ZM117 7L115 8V9H117ZM123 7V6H122ZM121 7V8H122ZM128 7V6H127ZM126 7V8H127ZM166 7V8H167ZM215 7V10L217 9ZM224 7H226V5L224 6ZM230 7H232V10H230V11H234V9L235 8H233V6H230ZM246 7V6H245ZM254 7H256L255 6V4H254ZM258 7H260V6H258ZM55 8V7H54ZM85 8H87L86 6H85ZM100 8V9H101ZM106 8V7H105ZM125 8V9H126ZM129 8V7H128ZM166 8H164L163 6H162V9H164L163 11H165V9ZM169 8H171V6L169 7ZM168 8V9H169ZM173 8V7H172ZM171 8V9H172ZM177 8V7H176ZM190 8V7H189ZM195 8V7H194ZM193 8V9H194ZM202 7H199V9H201ZM237 8H238V6H237ZM56 9V8H55ZM58 9V8H57ZM76 9V8H75ZM82 9H83V7H82ZM104 8H102V10H103ZM108 8H106V10H107ZM119 9V8H118ZM118 9H117V12H118ZM154 9H158V8H154ZM167 9V10H168ZM170 9V10H171ZM211 9V8H210ZM209 9V10H210ZM213 9V8H212ZM219 9H220V6H219ZM222 9V8H221ZM241 10H242V8H240ZM249 9V8H248ZM260 9H262L261 7H260ZM60 10V9H59ZM58 10V12H60L61 11V14L62 15H65L66 13H64L63 14V8H62V10H60L59 11ZM66 10V9H65ZM96 10V8L94 7V5L92 4L91 6H90V9L89 10H87V11H85V9H83L82 11H84V12H82L81 13V15H78L77 13L78 12H76L77 11V9H76V11H72V12H67L68 14H71L72 15V17L71 18H73L74 20L76 19L77 21H80L81 23L82 22H84V24H86L85 26L83 25V23H82V25H83V27L84 28H88V29H86V30H88L89 31V33H93V32H99V30L101 29L102 30V26H104V25H106V27H108L111 23L109 22V21H111V18H110V20L108 21H103V19L105 18V17H101V18H103V19H101V18H98L99 16H101V15H99L97 12H99V11H95ZM105 10V9H104ZM103 10V11H104ZM110 10V9H109ZM108 10V11H109ZM112 10H113V8H112ZM111 10V11H112ZM181 10H183V9H181ZM181 10H176V13L178 14V12L177 11H181ZM194 10H196V9H194ZM197 10H198V8H197ZM214 10V9H213ZM213 10H211L212 12H213ZM214 10V11H215ZM223 10H228L227 8H223ZM222 10V11H223ZM236 10V9H235ZM239 10V8L237 9V11ZM240 10V11H241ZM244 10V9H243ZM245 10H246V8H245ZM256 10V9H255ZM263 10V9H262ZM57 11V10H56ZM55 11V12H56ZM78 11H79V9H78ZM102 11V12H103ZM110 11V12H111ZM116 11V10H115ZM119 11H121L120 9H119ZM157 11V10H156ZM189 11H193V10H189L188 9V12ZM202 11H203V9H202ZM230 11L228 10L227 12H229L230 13ZM239 11V12H240ZM250 11H253V10H250ZM261 11V10H260ZM54 12V14H56ZM65 12V11H64ZM101 12V13H102ZM113 12V11H112ZM170 14H171V12L172 11H168ZM167 12V13H168ZM174 12V11H173ZM187 12V11H186ZM188 12L186 13V14H188ZM198 12V11H197ZM210 12V11H209ZM209 12H205L206 14H203V19H205V17L207 16V14H209ZM212 12H210L211 14H212ZM219 12V11H218ZM226 12V13H227ZM242 12V11H241ZM246 12H247V10H246ZM245 12V13H246ZM249 12V11H248ZM247 12V13H248ZM90 13V14H89ZM104 13V12H103ZM121 13V12H120ZM119 13V14H120ZM122 13H124L125 14V12H122ZM127 13V12H126ZM142 13V12H141ZM163 13V12H162ZM161 13V14H162ZM175 13V12H174ZM173 13V14H174ZM180 13V12H179ZM196 12H194V14H195ZM215 13H217V12H215ZM221 13V12H220ZM220 13H219V15H220ZM224 13V12H223ZM228 13V14H229ZM236 13V12H235ZM238 13V12H237ZM246 13V14H247ZM250 13V12H249ZM252 13V12H251ZM261 13H264V12H262L261 11ZM53 12H51V11H49V12H47V13H45L43 16H45V18L44 19H46L47 20V22L49 21V20H51L52 18H53ZM108 14V13H107ZM113 14V13H112ZM111 14V16H113ZM140 14V13H139ZM153 14V13H152ZM159 14V13H158ZM160 14V15H161ZM165 14H166V11H165ZM165 14H163L162 16H165ZM172 14V15H173ZM191 14H192V12H191ZM190 14V15H191ZM197 14H200L201 15V13H197ZM211 14H209V15H211ZM254 14V13H253ZM106 15V13L104 14V16ZM109 15V14H108ZM121 15H123V14H121ZM153 15H155V13L153 14ZM169 15V14H168ZM167 15V16H168ZM180 15V14H179ZM178 15V16H179ZM189 15V14H188ZM199 15V16H200ZM205 15V16H204ZM208 15V17H210ZM222 15H224L225 17H226V15L225 14H222ZM222 15H220V16H222ZM232 15V14H231ZM230 15V16H231ZM235 14L233 13V15L232 16H234ZM237 16H238V14H236ZM235 15V16H236ZM239 15H240V13H239ZM57 16V15H56ZM55 16V17H56ZM65 16H68V15H65ZM102 16H103V14H102ZM107 16V15H106ZM166 16V17H167ZM170 16V15H169ZM192 16V15H191ZM198 16V15H197ZM223 16V17H224ZM229 16V15H228ZM227 16V17H228ZM236 16V17H237ZM246 16V15H245ZM249 16H251V14L249 15ZM258 16V15H257ZM264 16V15H263ZM33 17V16H32ZM35 17V16H34ZM109 17H110V15H109ZM115 18L116 17H118V19L117 20H120L119 19V17L120 18H122V17H124V16H114ZM126 17V16H125ZM139 17V16H138ZM138 17H136L135 19H136V21L138 22V20L140 19H137ZM159 17V16H158ZM171 17V16H170ZM175 17H177L176 15H175ZM187 17V16H186ZM186 17H184V20H185V18ZM193 18H194V16H192ZM214 17H217V18H219L218 16H214ZM214 17L212 18V16H211V18H212V20L214 19ZM239 17H241V15L239 16ZM155 18V16L153 17V19ZM157 18V17H156ZM155 18V19H156ZM162 18V17H161ZM171 18H174L173 16L171 17ZM188 18V17H187ZM191 18V17H190ZM192 18V19H193ZM199 17H197V19H198ZM217 18H215V20L217 19ZM231 18V17H230ZM238 18V17H237ZM236 18V19H237ZM242 19H243V16L241 17ZM253 18V17H252ZM260 17L258 16V18L257 19H259ZM39 19V18H38ZM37 19V20H38ZM105 19H107V18H105ZM112 19H114V18H112ZM126 19V18H125ZM160 19V18H159ZM164 19V18H163ZM162 19V20H163ZM166 19H168V18H165L164 20H166ZM189 19V18H188ZM196 19V20H197ZM201 19V18H200ZM199 19V20H200ZM210 19V18H209ZM219 19H221V17L219 18ZM226 19H228V20H230L229 18H226ZM240 19V18H239ZM245 19H247V18H244L243 20H245ZM257 19H255V21L257 20ZM46 20H44V21H46ZM115 20V19H114ZM122 21V23H123V20L124 19H121ZM127 20V19H126ZM126 20H124V21H126ZM144 20H146V18L145 19H143V21ZM161 20V21H162ZM168 20H170V18L168 19ZM177 20H178V17H177ZM177 20H173L174 22H176ZM183 20V21H184ZM190 20L191 19H189L188 21L190 22ZM223 20H225V18L223 19ZM231 20H232V18H231ZM242 20V21H243ZM252 20V19H251ZM264 20V19H263ZM39 21H41V20H39ZM43 21V22H44ZM57 21V20H56ZM116 21V20H115ZM115 21L113 22L114 24H115ZM136 21L134 20V22L136 23ZM150 21H152L151 19H150ZM155 21V20H154ZM153 21V22H154ZM159 20H156L155 22H158ZM188 21H186V22H188ZM192 21V20H191ZM194 21H195V18H194ZM193 21V22H194ZM204 21V20H203ZM208 21V18L207 19H205V21L204 22H207ZM221 21V20H220ZM227 21V20H226ZM238 21H240V20H238ZM237 21V22H238ZM242 21H240V22H242ZM249 21H250V19H249ZM258 21V20H257ZM260 21H261V18H260ZM259 21V22H260ZM76 22V21H75ZM79 22V23H80ZM132 22V21H131ZM153 22L151 23V25L153 24ZM163 22V21H162ZM172 22V21H171ZM171 22L170 23H168V24H171ZM178 22V21H177ZM177 22H176V24H177ZM185 22V21H184ZM186 22L185 23H183V24H185L186 25ZM197 22V21H196ZM201 22V21H200ZM204 22L202 23V24H204ZM210 22L212 23V21L210 20ZM210 22L208 23V24H206V25H209L210 24ZM216 24H218V20H216ZM222 23H223V21H221ZM231 22V21H230ZM233 22H234V20H233ZM239 22V23H240ZM244 23H245V25H246V22L245 21H243ZM251 22V21H250ZM252 22L255 24V22L252 20ZM11 23V22H10ZM15 23V22H14ZM13 23V24H14ZM38 23V22H37ZM45 24H46V22H44ZM68 23V22H67ZM72 23V22H71ZM109 23V25L107 26V24ZM117 23V22H116ZM121 23V24H122ZM141 23V22H140ZM144 23V22H143ZM159 23V22H158ZM165 23H167V22H165ZM220 23V22H219ZM224 23H226L227 24V22H224ZM224 23H223V25H224ZM232 23V22H231ZM236 23V22H235ZM12 24V23H11ZM120 24V23H119ZM138 24H139V22H138ZM137 24V25H138ZM150 24V23H149ZM162 24V23H161ZM167 24V25H168ZM193 24H195V22L193 23ZM197 24V23H196ZM200 24V23H199ZM213 24V23H212ZM211 24V25H212ZM229 25H231L230 23H228ZM237 24V23H236ZM235 24V25H236ZM248 24H249V22H248ZM43 26H44V24H42ZM47 25V24H46ZM70 25V24H69ZM72 25V24H71ZM78 25V24H77ZM113 25V24H112ZM136 26V24H133L132 23V26ZM141 25V24H140ZM155 26H156V24H154ZM172 25H174V24H172ZM190 26L192 25V24H189ZM189 25H188V27H189ZM201 25V24H200ZM206 25H205V29H206ZM211 25H209L211 28H212V26ZM215 25V24H214ZM222 25V26H223ZM234 25V24H233ZM233 25H231V26H233ZM235 25H234V27H235ZM239 25V24H238ZM244 25V26H245ZM253 25V24H252ZM251 25V26H252ZM19 26V25H18ZM39 26V25H38ZM66 26V25H65ZM79 26H81V25H79ZM87 26V27H86ZM114 26V25H113ZM125 27H126V24L124 25ZM123 26V27H124ZM171 25H169V27H170ZM187 26V25H186ZM186 26H183V27H186ZM193 26V25H192ZM191 26V28L190 29H187L188 27H186V29H184V30H193L194 29V26H196V25H194L193 27ZM198 26V25H197ZM219 26H221L220 24H219ZM219 26H216V27H219ZM240 26V25H239ZM15 27H17V26H15ZM76 27V26H75ZM138 27V29H139V25L137 26ZM144 27V26H143ZM175 27V26H174ZM201 27H203L204 28V26H201ZM200 27V28H201ZM210 27H208L209 29H210ZM215 27V28H216ZM229 27V29H230V26H228ZM241 27H243V25L241 24ZM77 28V27H76ZM79 28H82V27H79ZM105 28V27H104ZM110 28H111V25H110ZM148 28V27H147ZM171 28H173V26L171 27ZM196 29H197V27H195ZM207 28V29H208ZM224 28V29H223ZM222 29H223V33H225V31L224 30H228L229 31V29H225V27H223ZM236 28H238V27H236ZM235 28V29H236ZM240 28V27H239ZM238 28V29H239ZM83 29V28H82ZM142 29V28H141ZM164 29H166V32H167V30H168V28H164ZM176 30L178 29V28H175ZM183 29V28H182ZM204 29V30H205ZM206 29V30H207ZM208 29V30H209ZM214 28H212V30H213ZM221 28L219 27L218 28V30L217 29H215V32H217V31H219ZM231 29H232V27H231ZM230 29V31H232V30H234V29H232L231 30ZM1 30V29H0ZM120 30H122V29H120ZM130 33L131 34H129V35H125L124 37H126V38H122V36L121 37H119L118 38V50H116V51H118L119 53H117L118 55H115L114 57H112V55L110 56V59H111V62H109V63H111L110 65H108V66H105L103 63H101V64H99L98 63V61L97 60H95V63H94V66H95V69H96V73H97V75H98V73H100L102 76H104L105 78H106V81L103 83V84H101V86L98 88V89H95V91H94V93L96 94V92L98 93L99 92V95L101 94V92H103V91H105L106 89H109L110 88V92H112L111 91V89L113 90V88H111L112 86L114 87V85L116 86V88H117V91H118V93H116L117 91H115L116 90V88H114L115 90V92L113 91V93H116L115 95H117L118 96V94L120 93V92H125V93H137V94H139L140 96H142V98H143V100L146 102V104H147V106H149V107H151V108H154L155 110H156V113H157V115H153V113L151 112V111H149L148 109H147V107H146V105H138V109L139 110H137V111H142L143 113H145L146 115H147V118H148V120L151 122H155L156 124H157V126L160 128V127H162L163 125L165 126V128L166 127H168V128H170L169 127V125H170V123L168 122V115H167V109H169L170 108V111H171V109L173 108H171V107H168L167 108V104H170V103H168L167 101H166V99H165V101L163 100V102H160L159 103V99L156 101V98L157 97H155L154 99H152L151 101L152 102H150V97H151V95L149 96V97H147V94L149 93V91H147L146 92V89H145V86L146 85H144V82H148L147 84H150V85H148V88H149V86L151 87V83H149V82H152V81H154L153 82V84L154 83H156L155 85H160V84H162V85H164L165 83H166V81H169V80H171L170 82H171V84L173 83L174 84V82L172 81V80H175V81H178V83L180 84V80H183V79H191L192 78V80H194L193 78L194 77H196V76H194V77H192L191 76V74L193 73H191L190 74V72H189V74H190V76H185L184 75V70H187L186 68H185V66H184V64L182 65L183 67H181V66H176V65H174V64H172L171 62H173L175 59L173 58V59H171L172 57L169 55V54H167V50H166V46H165V44L164 43H162L161 41H163V37L164 36H162V40H159V38H152L151 37V35L150 36H148L149 37V39H150V37L153 39H151V40H148V39H145V38H142L141 37V35H140V33L138 32L137 33V29L136 28H134V27H131L130 29ZM160 29L158 28L157 29V31H159ZM170 30V29H169ZM173 31H174V29H172ZM198 30V29H197ZM207 30V31H208ZM217 30V31H216ZM26 31V30H25ZM66 33H67V35H68V37L71 39V40H68V41H70V42H68L69 44H71L72 43V40L73 39H80V38H84L83 37V35H73L72 33H71V29L70 28H66ZM149 31V30H148ZM153 31V30H152ZM156 31V32H157ZM162 31V30H161ZM160 31V33H162ZM194 31H196V30H194ZM200 31H201V29H200ZM206 31V32H207ZM210 31V30H209ZM221 31V30H220ZM219 31V35H220V33H222V32H220ZM226 32V33H230V32ZM235 31H237V30H234V32ZM243 31V30H242ZM76 32V31H75ZM78 32V31H77ZM119 32H121V31H119ZM118 32V33H119ZM142 32H143V29H142ZM175 32V31H174ZM182 32H183V30H182ZM185 32V31H184ZM188 32V31H187ZM186 32V33H187ZM202 32H203V30H202ZM202 32H200L201 33V35H202ZM205 32V31H204ZM203 32V34H205ZM238 32V31H237ZM240 32V31H239ZM102 33H103V31H102ZM124 33H126V32H124ZM128 33V32H127ZM144 33V32H143ZM150 33H152V32H146V34H150ZM164 33V32H163ZM171 33V32H170ZM173 33V32H172ZM186 33H184L185 35H186ZM192 33V32H191ZM197 33V32H196ZM196 33H193L192 35H194V34H196ZM210 33V32H209ZM208 33V34H209ZM212 34H215V33H213V32H211ZM209 34V35H212V34ZM241 33V32H240ZM240 33H239V35H240ZM123 34V33H122ZM142 34V33H141ZM156 34V33H155ZM174 34V33H173ZM180 34H182V33H180ZM179 34V35H180ZM189 34V33H188ZM187 34V35H188ZM217 34V35H218ZM230 34H233V32L232 33H230ZM252 34V33H251ZM101 35V34H100ZM103 35V34H102ZM158 34H156V36H157ZM162 35V34H161ZM166 35H167V33H166ZM166 35H165V37H166ZM187 35H186V37H187ZM190 36H191V34H189ZM188 35V36H189ZM196 35H200L199 33L198 34H196ZM209 35H207L206 34V36H209ZM216 35V34H215ZM215 35H212V37L213 36H215ZM222 35V34H221ZM221 35L219 36L220 37V39H221ZM250 35V34H249ZM16 36V35H15ZM85 36H87V35H85ZM88 36H90V34H88ZM152 36H155V35H153L152 34ZM159 36V35H158ZM168 36L170 37V35L168 34ZM167 36V37H168ZM184 36V35H183ZM195 36V35H194ZM203 36V35H202ZM222 36H224V35H222ZM226 36V35H225ZM224 36V37H225ZM230 36V35H229ZM232 36H234V35H232ZM250 36H252V35H250ZM249 36V37H250ZM27 37V36H26ZM46 37V36H45ZM116 37V36H115ZM114 37V38H115ZM174 37H176V35L174 36ZM185 36H184V38H186ZM200 37V36H199ZM210 37V36H209ZM208 37V40L210 39ZM219 37H217V38H219ZM236 37V36H235ZM239 37V36H238ZM241 37V36H240ZM101 38H102V36H101ZM181 38V37H180ZM194 39H195V37H193ZM201 38V37H200ZM200 38H199V40H200ZM203 38H204V36H203ZM203 38L201 39V40H203ZM223 38V37H222ZM228 37H226V39H227ZM231 38H233V37H231ZM254 37H252V39H253ZM45 39V38H44ZM97 39V38H96ZM124 39H126L125 41H124ZM165 39V38H164ZM168 39V38H167ZM189 39H191L190 37H189ZM188 39V40H189ZM193 39V40H194ZM198 39V38H197ZM211 39H213V38H211ZM210 39V40H211ZM229 39H230V37H229ZM236 39V38H235ZM246 39V38H245ZM251 39V40H252ZM10 40H12V39H10ZM17 40V39H16ZM92 40V39H91ZM170 40V39H169ZM172 40V39H171ZM174 40H175V38H174ZM181 40H182V38H181ZM180 39H179V42L181 41ZM185 40L186 39H184V41L182 40V43L183 42H185ZM192 40V39H191ZM191 40H189V41H191ZM199 40H195V42L196 41H198V42H201V40L199 41ZM205 40H206V38H205ZM204 40V41H205ZM210 40H209V42H210ZM214 40H218V39H214ZM225 40V39H224ZM223 40V41H224ZM232 40H234V39H232ZM250 40V39H249ZM254 40V39H253ZM252 40V41H253ZM77 41V40H76ZM97 41V40H96ZM100 41H101V39H100ZM125 42V43H122V42ZM142 41V44H141V47L138 45L140 42ZM167 41V40H166ZM165 41V42H166ZM173 41V40H172ZM171 41V42H172ZM204 41H202V42H204ZM226 41H228V39L226 40ZM230 41V40H229ZM246 41H248V39L246 40ZM252 41H250V43L252 42ZM4 42V41H3ZM10 42V41H9ZM90 42V41H89ZM114 42V41H113ZM167 42H169V41H167ZM171 42H170V46H171ZM188 42V41H187ZM207 42V44H209V42L208 41H206ZM217 42V41H216ZM215 42V43H216ZM233 43H234V41H232ZM242 42V41H241ZM98 43V42H97ZM173 43H174V41H173ZM186 43V42H185ZM184 43V44H185ZM194 42L192 41V44H193ZM197 43V42H196ZM224 43V42H223ZM222 43V44H223ZM239 43V42H238ZM238 43H236V44H238ZM243 43V42H242ZM244 43H246V42H244ZM167 44V43H166ZM177 44H179V43H177ZM188 44H190V42L189 43H187V46H188ZM191 44V45H192ZM195 44V43H194ZM193 44V45H194ZM201 44H203V43H201ZM218 44V43H217ZM226 44V43H225ZM241 43H239V45H240ZM97 45V44H96ZM99 45V44H98ZM110 45H113L112 44V41H111V44ZM110 45H108L109 46V49H110ZM167 45H169V43L167 44ZM186 45V44H185ZM204 45V44H203ZM205 45H206V43H205ZM211 45V44H210ZM229 45V44H228ZM227 45V46H228ZM244 45H246V44H244ZM251 45V44H250ZM250 45H249V47H250ZM89 46V45H88ZM87 46V47H88ZM116 46V47H117ZM173 46V45H172ZM177 46V45H176ZM190 46V45H189ZM188 46V47H189ZM196 46H197V44H196ZM195 46V47H196ZM200 46H202V45H200ZM200 46H199V48L198 49H200ZM212 46V45H211ZM214 46H215V44H214ZM226 46V45H225ZM234 46V45H233ZM237 46V45H236ZM241 46V45H240ZM239 46V47H240ZM242 46H243V44H242ZM247 46H248V44H247ZM106 47H107V45H106ZM178 47H180L179 45H178ZM177 47V48H178ZM190 47H192V46H190ZM238 47V46H237ZM1 48V47H0ZM97 48V47H96ZM112 48H114V47H112ZM141 50H140V49ZM144 48V51L142 50ZM181 48H183L182 46H181ZM193 48H194V46H193ZM214 48V47H213ZM225 48V47H224ZM232 48V47H231ZM233 48H235V46L233 47ZM240 48H242V47H240ZM245 48V47H244ZM170 49V48H169ZM180 49V48H179ZM185 49V48H184ZM183 49V50H184ZM191 49V48H190ZM196 49V48H195ZM194 49V50H195ZM208 49V47L207 48H205V50H207ZM215 49V48H214ZM108 50V49H107ZM111 50H113V49H111ZM177 50V49H176ZM175 50V51H176ZM202 50V49H201ZM210 49H208V51H209ZM242 50V49H241ZM244 50V49H243ZM96 51H97V49H96ZM109 51V50H108ZM179 51H181V50H179ZM185 51V50H184ZM210 51H212V49L210 50ZM141 52V53H140ZM181 52H183V51H181ZM200 52H204V49H203V51H200ZM239 52V51H238ZM110 53V52H109ZM112 53V52H111ZM110 53V54H111ZM143 53V54H142ZM173 53V52H172ZM179 52H176V54H178ZM194 53V52H193ZM196 54V56H198L197 55V53L198 52H195ZM205 53V52H204ZM203 53V54H204ZM244 53V52H243ZM264 53V52H263ZM25 54V53H24ZM122 54H124V57H123V60H124V66H125V68H123V71H122V77H118V76H120V74L117 76L115 73H116V71H117V67L119 66V64H120V62L118 61V59H119V57L122 55ZM173 54H175V52L173 53ZM173 54H171L172 56H173ZM186 54H188V53H186ZM190 54V53H189ZM188 54V56H192L191 54L189 55ZM216 54V53H215ZM241 54V53H240ZM245 54V53H244ZM250 54V53H249ZM120 55V56H119ZM179 55V54H178ZM200 55V54H199ZM219 55V54H218ZM217 55V56H218ZM239 55V54H238ZM243 55V54H242ZM241 55V56H242ZM246 55H247V53H246ZM245 55V56H246ZM20 56V55H19ZM97 55H95V57H96ZM109 56V55H108ZM168 56H170V58L168 57ZM175 56V55H174ZM179 56H181V55H179ZM183 57H185L184 55H182ZM201 56V55H200ZM248 56H250V55H248ZM248 56H246L247 58H248ZM260 56V55H259ZM258 56V57H259ZM26 57V56H25ZM211 58H213L212 56H210ZM210 57H207V58H210ZM214 57H215V55H214ZM261 57V59H262V56H260ZM20 58V57H19ZM109 58V57H108ZM116 58H118V59H116ZM121 58V57H120ZM186 58V57H185ZM210 58V59H211ZM95 59V58H94ZM97 59V58H96ZM180 59H181V57H180ZM187 59V58H186ZM215 59H216V57H215ZM220 59V58H219ZM244 59H246V58H244ZM259 58H257V60H258ZM260 59V60H261ZM263 59H264V56H263ZM173 60V61H172ZM177 60V59H176ZM217 60V59H216ZM76 61V60H75ZM246 62H248L247 61V59L245 60ZM253 61H254V59H253ZM255 61H256V57H255ZM255 61H254V63H255ZM259 61V60H258ZM262 61V60H261ZM31 62V61H30ZM200 62H202V61H200ZM206 62V61H205ZM260 62V61H259ZM1 63V62H0ZM35 63V62H34ZM74 63V62H73ZM72 63V64H73ZM176 63H177V61H176ZM181 63H183L182 61H181ZM185 63H187V62H185ZM190 63H192V62H190ZM224 63V62H223ZM222 63V64H223ZM226 63V62H225ZM241 63V62H240ZM261 63H264V61H262V62H260V64L259 65H263V64H261ZM71 64V66H73ZM132 64V65H131ZM197 64H199V63H197ZM220 64V63H219ZM248 64V63H244V65H243V68H244V66H246V65ZM253 64V63H252ZM258 63H256V64H254L255 66L257 65ZM122 65V64H121ZM130 65V67H128ZM179 65H181L180 63H179ZM187 66H189L188 64H186ZM195 65V64H194ZM225 65V64H224ZM224 65H222V66H224ZM132 66V67H131ZM136 66H140V67H136ZM203 66V65H202ZM247 66H249V65H247ZM246 66V67H247ZM258 66V65H257ZM120 67V66H119ZM123 67V66H122ZM193 67V66H192ZM195 67H199V65L198 66H196L195 65ZM251 67V66H250ZM249 67V68H250ZM254 67V66H253ZM15 68V67H14ZM201 68V67H200ZM207 68V67H206ZM243 68H241L242 70H243ZM258 70H261L260 69V67L258 66ZM262 68H264V66H262ZM12 69V68H11ZM120 69H121V67H120ZM192 69V68H191ZM190 69V70H191ZM194 69V68H193ZM216 69V68H215ZM245 69V68H244ZM247 70H248V68H246ZM18 70V69H17ZM204 70V69H203ZM256 70L257 69H255V73H256ZM257 70V71H258ZM194 71V70H193ZM202 71V70H201ZM216 71V70H215ZM214 71V72H215ZM249 71H254V69L252 70V68H250L249 69ZM262 71V73H263V71L264 70H261ZM261 71L259 72L258 71V75L260 76V73H261ZM197 72V71H196ZM196 72H194V73H196ZM209 72H211V70L209 71ZM208 72V73H209ZM245 72H246V70H245ZM244 72V73H245ZM187 73H188V71H187ZM200 73H202V72H199V74ZM205 73H207V72H205ZM217 73V72H216ZM246 73H248V72H246ZM245 73V75H247ZM186 74V73H185ZM202 74H204V72L202 73ZM249 74V73H248ZM252 73H250L249 75H251ZM195 75H198L197 73L195 74ZM212 75V74H211ZM215 74H213V76H214ZM254 74H252V76H249V77H251V80H252V77H254L253 76ZM263 75V74H262ZM261 75V76H262ZM209 76V75H208ZM208 76H207V78H208ZM216 76V75H215ZM261 76L259 77L260 79H261ZM264 76V75H263ZM262 76V78H264ZM201 77H202V75H201ZM200 77V79L201 80H203L202 78ZM204 77H205V75H204ZM248 77V76H247ZM248 77V78H249ZM86 78H87V76L85 75V76H83L82 77V80L81 81H78V86L80 87V91L82 92V91H84L85 89H86ZM206 78V77H205ZM212 78V77H211ZM242 78V77H241ZM245 78V77H244ZM199 79V78H198ZM197 79V80H198ZM210 78H208V80H209ZM229 79V78H228ZM231 79V78H230ZM259 79V80H260ZM196 79L194 80V81H197ZM201 80H199V81H197L198 83H200V81ZM205 80V79H204ZM207 80V81H208ZM211 80V79H210ZM214 80V79H213ZM238 80V79H237ZM180 81V82H179ZM184 81V80H183ZM182 81V82H183ZM188 81H190L189 82V84H191V80H188ZM187 81V82H188ZM206 81V82H207ZM231 81H233V80H231ZM231 81H229V82H231ZM241 81V80H240ZM243 81H246V80H243ZM254 81V78H253V80L251 81V82H253ZM262 81V80H261ZM118 82H121L122 84H120V83H118ZM186 81H185V83H187ZM202 82V81H201ZM205 82V81H204ZM210 82V81H209ZM208 82V83H209ZM247 83H248V81H246ZM245 82V83H246ZM42 83V82H41ZM49 83V82H48ZM184 83V82H183ZM183 83H182V85H183ZM184 83V84H185ZM194 83V82H193ZM232 83V82H231ZM241 83H242V81H241ZM124 84V85H123ZM166 84H170L169 82L168 83H166ZM170 84V85H171ZM195 84H196V82H195ZM194 84V85H195ZM144 85V86H143ZM186 85V84H185ZM243 85H245V84H243ZM247 85V84H246ZM168 86V85H167ZM176 86H177V84H176ZM222 86V85H221ZM153 87H156V86H153ZM166 87V86H165ZM169 87V86H168ZM220 87V86H219ZM75 88H76V86H75ZM147 88V89H148ZM65 89V88H64ZM69 89V88H68ZM155 89V88H154ZM157 89V88H156ZM187 89V88H186ZM185 89V90H186ZM230 89V88H229ZM43 90V89H42ZM45 90V89H44ZM43 90V91H44ZM58 90V89H57ZM153 90V89H152ZM159 90V89H158ZM160 90H162V89H160ZM160 90H159V92H160ZM169 90V89H168ZM179 90V89H178ZM191 90V89H190ZM230 90H232V88L230 89ZM246 90V89H245ZM42 91V93H44ZM59 91V90H58ZM57 91V92H58ZM151 91V90H150ZM155 91V90H154ZM157 91V90H156ZM154 92L155 94L158 92ZM163 91H165V89L163 90ZM162 91V92H163ZM189 91V90H188ZM194 91V90H193ZM227 91H228V89H227ZM233 91V90H232ZM249 91H251V90H249ZM88 92H89V90H88ZM106 92V91H105ZM105 92H103V93H105ZM108 92H109V90H108ZM110 92L109 93H105V95L107 96L108 95V99H110ZM176 92H177V89H176ZM180 91H178L177 93L178 94H176V95H178L179 96V94L181 93H179ZM190 92V91H189ZM195 92V91H194ZM200 92V91H199ZM198 92V93H199ZM230 92V91H229ZM234 92V91H233ZM233 92H230L231 94L233 93ZM78 93V92H77ZM102 93V94H103ZM113 93H112V95H113ZM151 94L153 93V92H150ZM149 93V94H150ZM187 93V92H186ZM190 93H192L193 94V92H190ZM190 93H188V94H190ZM198 93H196V94H198ZM224 93H226V92H224ZM224 93H222V94H224ZM228 93V92H227ZM101 94V95H102ZM158 94V93H157ZM163 94V93H162ZM173 94H175V93H173ZM173 94H171V95H173ZM230 94V95H231ZM53 95H54V93H53ZM82 95V94H81ZM84 95V94H83ZM105 95L103 96V98L105 97ZM114 95V96H115ZM159 95V94H158ZM160 95H161V92H160ZM201 95H204V94H201ZM225 95H227V94H225ZM228 95H229V93H228ZM227 95V96H228ZM229 95V96H230ZM44 95H42L41 94V97H43ZM48 96V95H47ZM50 96V95H49ZM56 96V95H55ZM113 96V98H115ZM156 96V95H155ZM183 96H185V95H182V97ZM186 96H187V94H186ZM185 96V97H186ZM190 96H192L191 94H190ZM205 96V95H204ZM209 96V95H208ZM227 96H224V97H227ZM2 97V98H1ZM3 97L4 96H2V95H0V98L1 99H3ZM7 97V96H6ZM53 97V96H52ZM75 97V96H74ZM79 97V96H78ZM83 97V96H82ZM88 97V96H87ZM86 97V98H87ZM171 97V96H170ZM173 97H175V95L173 96ZM189 97V96H188ZM197 97H198V95H197ZM202 97V96H201ZM223 97V96H222ZM8 98V97H7ZM48 98H50V97H48ZM57 98V97H56ZM76 98V97H75ZM106 97H105V99L104 100H106L107 99ZM161 98V97H160ZM169 98V97H168ZM180 99H183V98H181V97H179ZM178 98V99H179ZM187 98V97H186ZM196 98V97H195ZM195 98H194V103H195ZM209 98V97H208ZM208 98H207V100H208ZM210 98H214V97H210ZM230 99L231 98H233V97H229ZM229 98L228 99H225V100H229ZM21 99V98H20ZM111 99H112V96H111ZM180 99H179V101H180ZM197 99V98H196ZM198 99H200V98H198ZM216 99V103H217V98H215ZM3 100H5V99H3ZM22 100V99H21ZM20 100V101H21ZM44 100H45V98H44ZM84 100H85V98H84ZM83 100V101H84ZM115 100V99H114ZM171 100H172V98H171ZM175 100H177V98H175ZM201 100H203V101H205L204 100V98L203 99H201ZM213 100V99H212ZM220 100H221V97H220ZM223 100V99H222ZM10 101H11V103H10ZM13 101H18V99L17 98H8V100H6V101H4V102H2L1 101V103H0V112H7L6 114H9L10 112H12L13 110H19L21 107H22V105H21V107H18L16 104H12V102ZM60 101V100H59ZM109 101V100H108ZM162 101V100H161ZM173 101V100H172ZM178 101V102H179ZM186 101H188V102H191L192 101V99H191V101L190 100H186ZM198 101V100H197ZM197 101H196V103H197ZM22 102H23V100H22ZM47 102V100L45 101V103ZM54 102V101H53ZM64 102V101H63ZM62 102V103H63ZM70 102V101H69ZM110 102V101H109ZM178 102H176V104L178 103ZM185 102V101H184ZM183 102V103H184ZM200 101H198V104H196L195 103V106H198L199 104H201V103H199ZM206 102V101H205ZM205 102H203V104L205 103ZM207 102H209V104H212V103H210V101H207ZM207 102H206V105H209V104H207ZM211 102H213V101H211ZM16 103V102H15ZM52 103V102H51ZM59 103V102H58ZM72 103V102H71ZM73 103L75 104V102L73 101ZM107 102H98V101H94L93 100V102H92V105L93 106H95L96 107V109L97 110H99L100 111V113H103V112H105V109H102V107H106V104ZM112 103H115V102H112ZM172 103H175V102H172ZM192 103H193V101H192ZM193 103V104H194ZM222 103V102H221ZM19 104V103H18ZM47 104V103H46ZM60 104V103H59ZM64 104H67V103H64ZM139 104H141V103H139ZM176 104L175 105H173V106H176ZM182 104V103H181ZM193 104L191 105V106H193ZM202 104V105H203ZM214 104H215V101H214ZM52 105V104H51ZM56 108H57V106L55 105V104H53ZM52 105V106H53ZM130 105V104H129ZM136 105V104H135ZM188 105H190V104H187V106ZM205 105V104H204ZM216 105V104H215ZM217 105H219V104H217ZM220 105H222V106H224L225 104H220ZM51 106V107H52ZM53 106V107H54ZM71 106V105H70ZM90 106H91V104H90ZM108 106V105H107ZM181 105H179L178 107H177V109H180V110H176L175 108L173 109V110H176L175 111V114H176V112H178L177 114L179 115H177L178 117H176V116H172L173 115V113L171 114V130H172V132L173 133H175V135H177V138L178 137H182L181 135H182V132H183V130L184 129H186L185 128V126H184V124H183V122L184 121H186L184 118H185V116H184V118L181 120V118L182 117H180V115L183 113V110H182V106L180 107ZM47 107V106H46ZM49 107V106H48ZM94 107V108H95ZM184 107H186V106H184ZM190 107V106H189ZM188 107V108H189ZM194 107V106H193ZM193 107H191L192 108V110L194 111V109H193ZM199 107H201L200 105H199ZM205 107V106H204ZM43 108V107H42ZM45 108V107H44ZM43 108V109H44ZM195 108V107H194ZM197 108V107H196ZM209 108V110L211 109L210 107H208ZM208 108L206 109V110H208ZM216 108V107H215ZM221 108V107H220ZM248 108V107H247ZM251 108V107H250ZM134 109H135V107H134ZM218 109V108H217ZM222 109V108H221ZM224 109H226V108H224ZM229 108H227V110H228ZM249 109V108H248ZM21 110L23 111H25V108L24 109H22L21 108ZM26 110H28V112H31V113H34V111H32L31 109H30V107H29V109H27L26 108ZM44 110H46V109H44ZM58 110V109H57ZM56 110V111H57ZM184 110H185V108H184ZM189 110H190V108H189ZM196 110V109H195ZM214 110V109H213ZM230 110V109H229ZM241 110V109H240ZM244 110V109H243ZM242 110V111H243ZM246 110L247 109H245V111H241L242 113H244V112H246ZM21 111V112H22ZM23 111V112H24ZM82 111V110H81ZM188 111V110H187ZM205 111V110H204ZM203 111V112H204ZM214 111H216V110H214ZM219 111H222V110H219ZM234 111H236V110H234ZM234 111H232V112H234ZM238 111H239V109H238ZM248 111V110H247ZM9 112V113H8ZM44 112H46V111H44ZM48 112V111H47ZM46 112V113H47ZM52 112V111H51ZM141 112V113H142ZM185 112V111H184ZM190 112V111H189ZM202 112V113H203ZM208 112H210V111H208ZM208 112H206V113H208ZM218 112V111H217ZM223 112H224V110H223ZM225 112H226V110H225ZM229 111H227L226 113H228ZM13 113V112H12ZM25 113H26V111H25ZM31 113H29V114H31ZM78 113H80V111L78 112ZM77 113V114H78ZM211 114L213 113L212 111L210 112ZM215 113V115L217 114L216 112H214ZM220 114L222 113V112H219ZM229 113H231V111L229 112ZM237 113H239V112H237ZM241 113V114H242ZM248 113H250L249 111H248ZM3 114H5V113H3ZM11 114V113H10ZM14 114V113H13ZM35 114V113H34ZM33 114V115H34ZM48 114V113H47ZM46 114V115H47ZM187 113H185V115H186ZM194 114V113H193ZM200 114V113H199ZM209 114V113H208ZM225 114V113H224ZM246 114H247V112H246ZM49 115V114H48ZM97 115V114H96ZM143 115V114H142ZM190 115H191V113H190ZM202 115V114H201ZM200 115V116H201ZM205 115H207V114H205ZM29 116V115H28ZM78 116H79V114H78ZM84 116V115H83ZM182 116H183V114H182ZM187 116V115H186ZM189 116V115H188ZM188 116L186 117L187 118V121L189 120L188 119ZM192 116V115H191ZM211 116V115H210ZM30 117V116H29ZM71 117V116H70ZM76 117V116H75ZM146 117V116H145ZM193 117H194V115H193ZM4 118V117H3ZM31 118V117H30ZM33 118V117H32ZM34 118H35V116H34ZM39 118V117H38ZM43 119V118H42ZM47 119V118H46ZM45 119V120H46ZM49 119V118H48ZM47 119V120H48ZM66 119L67 118H65V120L64 121H66ZM100 119V118H99ZM175 119V120H174ZM240 119H242V118H240ZM248 119V118H247ZM1 120V119H0ZM49 120H51V119H49ZM71 120V119H70ZM78 120H81V119H78ZM94 120V119H93ZM190 120H191V118H190ZM221 120V119H220ZM42 121H44V120H42ZM83 120H81V123H85V122H82ZM85 121V120H84ZM90 121H92V120H90ZM194 122H196V121H198V123L200 124V122H202V124L204 125V123H203V121H200L199 122V120H193ZM204 121H205V119H204ZM206 121H207V119H206ZM205 121V122H206ZM209 121H211V120H209ZM235 121H236V119H235ZM61 122V121H60ZM131 122V121H130ZM189 122V121H188ZM192 122V121H191ZM208 122V121H207ZM212 122H213V120H212ZM218 122V121H217ZM238 122H240V121H238ZM248 122V121H247ZM35 123H38V122H35ZM62 123V122H61ZM79 121H74V122H71L70 124L72 125V127H71V142L70 141H66L67 143H64V144H66V145H68V146H65L64 145V149H61L60 147H59V145L60 144H58V142H57V140H54L53 139V141L51 140V142L50 143H45V149L46 150H48L49 151V149L50 150H52L53 152H56L57 150H64V151H61V153H59L55 158L57 159V161L59 160V158H60V160H62L63 161V164H64V167H63V171H65V173L66 174H69V175H71V177L72 178H74L75 180H76V185L78 186V192L80 193L79 195L81 196V197H83V198H86V201H87V204L89 205V207H90V209H91V211H77V212H71V222H73V223H71V242H72V244L73 245H75L74 247H76V248H81V249H85L86 251H88L89 250V246H90V244L92 243V242H94V241H92V239H91V237H90V233L89 232H85V229H86V227L87 226H91L92 227V229L94 230V232H95V235H96V233H97V235H98V232H99V228H100V226L101 227H103V228H105L106 229V233H108V235H110V236H112L113 238H119L118 236H124V237H126L125 239H127L128 238V236L129 235H125L126 234V232H124L125 231V229H123L122 230V228H121V216H122V214L124 213L123 212V210L125 211V208H124V206H123V204H122V199H123V197L124 196H127L128 198L129 197H134V195H139V194H141V193H144L145 192V189L142 187V185L144 186V185H151L154 181H156V180H154L153 178H151V176L153 175L152 174V172H151V168H150V165H147V166H143V168H144V170H140L139 171V169L141 168V166H139V164H137V161L136 160H134V155L136 154V141H135V138H133V133L131 132L132 130H133V127H131V125H129V124H127L126 122H124V121H122L121 123H119V127L118 128H114V131L113 130H110L111 131V133L112 134H107L108 136H98V135H93L92 133V135H87V133H86V131H85V129H84V127L82 126V124H81ZM90 123V122H89ZM132 123V122H131ZM168 123H169V125H168ZM185 123V122H184ZM56 124V123H55ZM67 124V123H66ZM134 124H136V123H134ZM189 123H187L186 125H188ZM237 124V123H236ZM236 124H235V126H236ZM241 124V123H240ZM242 124H244V123H242ZM256 124H258V122H256ZM34 125V124H33ZM84 125V124H83ZM194 125H195V123H194ZM203 125L201 126L202 128H203ZM224 125V124H223ZM230 125V124H229ZM244 125H247V124H244ZM255 125V124H254ZM29 126V125H28ZM58 126V125H57ZM67 127L69 126V124H67L66 125ZM86 126V125H85ZM100 126V125H99ZM141 126L142 127H145L146 125L145 124H141ZM190 126H193V123H192V125L190 124ZM197 126V125H196ZM205 127H206V125H204ZM237 126H239V124L237 125ZM32 127V126H31ZM50 127H51V125H50ZM52 127H53V124H52ZM55 127V126H54ZM53 127V128H54ZM59 127V126H58ZM157 127V128H158ZM189 127V126H188ZM198 127H200L199 125H198ZM200 127V128H201ZM204 127V129L203 130H205V129H207V127L205 128ZM220 127V126H219ZM228 127V126H227ZM241 127H243L242 125H241ZM241 127H239L241 130L243 129V128H241ZM244 127H246V126H244ZM264 127V126H263ZM262 127V128H263ZM57 128V127H56ZM55 128V129H56ZM63 128V127H62ZM69 128H70V126H69ZM195 128V127H194ZM201 128V129H202ZM210 128H212V127H210L209 126V128H208V130L209 131H211V129ZM215 128V130H216V127H214ZM222 129L224 128V126L223 127H221ZM232 128H235V127H233L232 126ZM239 128H235L234 130L235 131H237ZM247 128H248V126H247ZM10 128L9 127H6V126H4V125H0V185H4V186H6V187H10V188H12L13 190H17L18 189V186H19V184L18 183H20L21 181H23V180H21L22 178H24V176L23 175H25L26 176V174L28 173H32L33 172V170H34V168L36 167V164H37V158H36V155L35 154H37V153H35L34 154V152H33V147H34V145H35V139L34 138H37V137H34V138H29L30 140H29V143L28 144H24L23 145V143H20V142H22L21 140L23 139H19V137H20V133H17V132H13V133H11V134H7L6 133V131H8ZM37 129H39V128H37ZM40 129H41V127H40ZM39 129V130H40ZM198 129V128H197ZM226 127H225V129L223 130V132L224 131H226ZM229 129V128H228ZM228 129H227V131H228ZM240 129H239V131H237L238 133L240 132ZM39 130H37V131H35V133H37ZM47 130V129H46ZM99 130V129H98ZM97 130V131H98ZM188 130V129H187ZM189 130H190V128H189ZM191 130H192V128H191ZM190 130V131H191ZM199 130V129H198ZM245 130V129H244ZM25 132H26V130H24ZM32 131V133H34L33 132V130H31ZM59 130H57V132H58ZM69 131H70V129H69ZM90 131V130H89ZM102 131V130H101ZM141 131V130H140ZM195 131H196V129H195ZM206 131V130H205ZM204 131V132H205ZM218 131H219V129H218ZM231 131H233V130H230V133H231ZM234 131V133H236ZM247 131V130H246ZM249 131V130H248ZM259 131V130H258ZM23 132V131H22ZM54 132V131H53ZM53 132H52V134H53ZM151 132H153V131H151ZM192 132V131H191ZM197 132V131H196ZM199 132V131H198ZM203 132V133H204ZM48 133V132H47ZM61 134H62V130H61V132H60ZM138 133V132H137ZM154 133V132H153ZM193 133H194V131H193ZM225 133H229V132H225ZM18 134H20V135H18ZM25 134V133H24ZM29 134V133H28ZM27 134V135H28ZM65 134V133H64ZM64 134H62V135H64ZM90 134V133H89ZM139 134V133H138ZM205 134V133H204ZM203 134V135H204ZM210 134H212V133H206V135H210ZM220 134V133H219ZM262 134V133H261ZM30 135L31 134H29L28 135V137H30ZM67 135V134H66ZM65 135V136H66ZM141 135V134H140ZM156 135V134H155ZM215 135V137H216V134H214ZM33 136V135H32ZM35 136V135H34ZM158 137H159V135H157ZM220 136L222 137V135L220 134ZM224 136V135H223ZM230 136V135H229ZM10 137H13V138H10ZM23 137V136H22ZM27 137V136H26ZM64 137V136H63ZM184 137H186V136H183L182 138H184ZM211 136H207V138H210ZM214 137V138H215ZM218 137V136H217ZM216 137V138H217ZM21 138V137H20ZM50 138V137H49ZM206 138V139H207ZM223 138V137H222ZM14 140L13 142H14V144H15V141H16V145L15 146H13V145H10L9 144V140ZM34 139V140H33ZM46 139L48 140V138L46 137ZM51 139V138H50ZM65 139L67 140V137H65ZM106 139H108L107 141H109V145H108V143L107 142H105V140ZM186 139V138H185ZM185 139H184V141H185ZM211 139H212V137H211ZM224 139V138H223ZM242 139V138H241ZM24 140V139H23ZM26 140V139H25ZM170 140V139H169ZM189 140V139H188ZM48 141H50V140H48ZM240 141V140H239ZM12 142V141H11ZM27 141H25V143H26ZM65 142V141H64ZM154 142V141H153ZM177 142V141H176ZM217 142V141H216ZM154 143H157V142H154ZM159 143V142H158ZM12 144V143H11ZM160 144V143H159ZM158 144V145H159ZM177 144H179L178 142H177ZM206 144H208V143H206ZM10 145V146H9ZM160 145H162V144H160ZM163 145H166V144H164L163 143ZM162 145V148L164 147ZM180 145V144H179ZM196 145V144H195ZM12 146V147H11ZM145 146V145H144ZM168 146V145H167ZM166 146V147H167ZM181 146V145H180ZM41 147V146H40ZM67 147V148H66ZM161 147V146H160ZM172 147V146H171ZM170 147V148H171ZM154 148H156V147H154ZM173 148V147H172ZM41 149V148H40ZM166 148H164V150H165ZM175 149V148H174ZM173 149V150H174ZM188 149L190 150V148L188 147ZM172 150V151H173ZM176 151V150H175ZM177 151H179V150H177ZM191 151V150H190ZM76 152L77 153H79L78 154V158H80V157H82V155L81 154H83V156H84V154H85V157H86V154H87V156L88 155H90V156H88L87 158H88V160H89V158L90 157H92L91 158V160L93 159V161L96 163V165L98 166V168H99V171H100V173H99V171H98V173L99 174H101V176L100 177H102V179L101 180H103V182H104V185H103V187H102V189H101V191L100 192H102V194H100V198H97V195H96V193H95V191H93V190H91V183H92V181L90 180V178L87 176V172H89L88 171V168H83V167H81L80 166V164H81V162H84L85 160H83V159H85L84 157L82 158V160L80 159H76V157H75V155L77 156V154H76ZM192 152V151H191ZM193 152H194V149H193ZM197 152V151H196ZM48 153V152H47ZM164 153H169V152H165L164 151ZM178 153V152H177ZM171 154V153H170ZM178 154H180V153H178ZM252 154V153H251ZM79 155H80V157H79ZM227 155V154H226ZM225 155V156H226ZM48 156V155H47ZM181 156H182V154H181ZM224 156V157H225ZM198 157V156H197ZM199 157H202V156H199ZM42 158V156L40 157V159ZM45 158H46V156H45ZM48 158V157H47ZM87 158H86V160H87ZM157 158H159V157H157ZM162 158H164L165 160H166V158L165 157H162ZM196 158V157H195ZM40 159H38V160H40ZM152 159V158H151ZM159 159H161V158H159ZM175 160H177L176 158H174ZM256 159V158H255ZM77 160H79V161H81L80 162V164H78L77 162H79V161H77ZM240 160V159H239ZM242 160V159H241ZM240 160V161H241ZM53 161V160H52ZM92 161V162H93ZM154 161H155V159H154ZM157 161V160H156ZM167 161H170V160H167ZM243 161V160H242ZM241 161V162H242ZM255 161V160H254ZM158 162V161H157ZM173 162V161H172ZM85 163H87L88 164V161L87 162H85ZM159 163V162H158ZM174 163V162H173ZM255 163V162H254ZM39 164V163H38ZM42 164V163H41ZM83 164L84 163H82V166H83ZM87 164H84V166L85 165H87ZM152 164H153V162H152ZM177 164V163H176ZM185 164V163H184ZM226 164H228V163H226ZM89 165H91L92 166V164L90 163V164H88V167H89ZM93 165H94V163H93ZM228 165H230V164H228ZM249 165V164H248ZM250 165H253V164H250ZM153 166H155V165H153ZM165 166H168V165H165ZM186 166V165H185ZM93 167H95V166H92V168ZM155 167H157V166H155ZM182 167H183V164H180V166L178 167V169H182ZM206 167V166H205ZM97 168V167H96ZM96 168H93V169H96ZM97 168V169H98ZM171 168V167H170ZM170 168H168V169H170ZM203 168V167H202ZM234 168V167H233ZM252 168V167H251ZM254 168H255V164H254ZM89 169H91V167H89ZM158 169H160V168H158ZM177 169V170H178ZM206 169V168H205ZM161 170H163V168L161 169ZM172 170V169H171ZM222 170V169H221ZM252 170V169H251ZM92 171V170H91ZM90 171V172H91ZM94 171H96V170H94ZM93 171V172H94ZM97 171H96V173H97ZM141 171H143V172H141ZM164 171V170H163ZM210 171H212V170H210ZM219 171V170H218ZM165 172H166V169H165ZM169 172V171H168ZM95 173V172H94ZM97 173V174H98ZM210 173V172H209ZM213 173H214V171H213ZM228 173V172H227ZM239 173V172H238ZM250 173H251V171H250ZM250 173H248L249 174V176H250ZM159 174V173H158ZM161 174V173H160ZM203 174V173H202ZM230 174V176H231V173H229ZM255 174V173H254ZM40 175V174H39ZM38 175V176H39ZM151 175V176H150ZM154 175H156V174H154ZM201 175V174H200ZM263 175V174H262ZM95 176H96V174H95ZM183 176H185V175H182V178H183ZM217 176V175H216ZM253 176V175H252ZM256 176V175H255ZM156 177H158V176H156ZM160 177V176H159ZM158 177V178H159ZM162 177V176H161ZM160 177V178H161ZM254 177V176H253ZM58 178V177H57ZM56 178V179H57ZM99 178V177H98ZM97 178V179H98ZM191 178V177H190ZM196 178L197 177H195V179H193V180H196ZM201 178V177H200ZM216 178V177H215ZM252 178V177H251ZM263 178V177H262ZM199 179V178H198ZM217 179H218V177L216 178V182H217ZM191 180H192V178H191ZM211 180V179H210ZM219 180H220V178H219ZM218 180V181H219ZM262 180H264V179H262ZM97 182H98V180H96ZM225 181V180H224ZM249 181V180H248ZM254 181V180H253ZM95 182V181H94ZM96 182V183H97ZM101 182V181H100ZM251 182H252V180H251ZM264 182V181H263ZM24 183V182H23ZM187 183H189V182H187ZM198 182H196V184H197ZM254 183V182H253ZM252 183V184H253ZM27 184V183H26ZM52 184V183H51ZM56 184V182H54L53 183V185H55ZM185 184V183H184ZM196 184H192V185H194L195 187L196 186H199V185H196ZM215 184V183H214ZM238 184V183H237ZM251 184V183H250ZM52 185V186H53ZM202 185V184H201ZM153 186H154V183H153ZM184 186V185H183ZM191 185L189 184V187H188V185H187V189L189 190L191 187H190ZM219 186H220V183H219ZM224 186V185H223ZM228 186V185H227ZM226 186V187H227ZM257 186V185H256ZM24 187H27V186H24ZM34 187V186H33ZM51 187V186H50ZM49 187V188H50ZM214 187V186H213ZM212 187V188H213ZM216 187H218V185L216 186ZM226 187L224 188V190H226ZM239 187H240V185H239ZM19 188L20 189H22L20 186H19ZM55 188V187H54ZM168 188V187H167ZM198 187H196L195 189H197ZM202 188V189H201ZM251 188V187H250ZM20 189H19V191H20ZM29 189V188H28ZM30 189H31V186H30ZM100 189V188H99ZM192 189H194V188H192ZM199 189H201L202 190V192H203V194L205 193V191H204V189H203V186L201 187V186H199ZM199 189H197V191L199 190ZM216 189V188H215ZM249 189V188H248ZM252 189H253V187H252ZM33 190V189H32ZM222 190H223V188H222ZM230 190H231V188H230ZM255 190H257V189H255ZM172 191V190H171ZM170 191V192H171ZM180 191V190H179ZM182 191V190H181ZM185 191H186V189H185ZM214 191V190H213ZM250 191H251V189H250ZM263 191V190H262ZM50 192V191H49ZM169 192V193H170ZM199 192V195H200V190L198 191ZM210 192H212L211 190H210ZM217 192V191H216ZM224 192V191H223ZM249 192V191H248ZM206 193H209L208 192V190H207V192ZM205 193V194H206ZM222 193V192H221ZM224 193H226V192H224ZM223 193V194H224ZM251 193V192H250ZM50 194V193H49ZM192 194V193H191ZM194 194V193H193ZM202 194V193H201ZM202 194V195H203ZM215 194L216 193H214L213 192V197L210 195V196H202V197H200L199 198V196H197L198 198H194L193 197V195L191 196V197H193L191 200H190V202H191V204H192V206H195V207H198L199 208V210L200 211H202V210H204V211H209V213L211 212V211H213L214 209L216 210V206H215V204H214V200L215 199H213L214 197H215ZM30 195V194H29ZM189 195V194H188ZM209 195V194H208ZM222 195V194H221ZM226 195V194H225ZM224 195V196H225ZM229 195V194H228ZM187 196V195H186ZM186 196H185V198H186ZM189 196V197H190ZM230 196V195H229ZM189 197H187V198H189ZM190 197V198H191ZM223 197V196H222ZM221 196H220V198H222ZM226 197V196H225ZM23 198V197H22ZM137 198H138V196H137ZM224 198V197H223ZM228 198V197H227ZM28 199V198H27ZM229 199V198H228ZM227 199V200H228ZM20 200V199H19ZM23 200H25V199H23ZM130 200V199H129ZM137 200V199H136ZM220 200V199H219ZM225 200V199H224ZM76 201V200H75ZM222 201H223V199H222ZM247 201V200H246ZM15 202V201H14ZM13 202V203H14ZM19 202V201H18ZM77 202V201H76ZM221 202V201H220ZM219 202V203H220ZM226 203H227V201H225ZM11 203V202H10ZM130 203H132V201L130 202ZM129 203V204H130ZM189 203V200H188V202L187 203H185V200H184V204H188ZM226 203H225V205H226ZM230 203H232V202H230L229 201V205H230ZM247 203L248 202H246V205H247ZM9 204V203H8ZM191 204H190V207H191ZM222 204H223V202H222ZM11 205V204H10ZM43 205V204H42ZM225 205H222V207L223 206H225ZM153 206V205H152ZM184 206H186V205H184ZM189 206V205H188ZM187 206V207H188ZM219 206H220V204H219ZM218 206V207H219ZM232 206V205H231ZM248 206V205H247ZM189 207V208H190ZM230 207V206H229ZM185 208V207H184ZM194 208V207H193ZM252 208V207H251ZM221 209V208H220ZM224 209H226L225 207H224ZM223 209V210H224ZM4 210V209H3ZM151 210H152V208H151ZM182 210H184V209H182ZM197 210V209H196ZM218 210V209H217ZM199 211V212H200ZM222 211V210H221ZM233 211H234V209H233ZM183 212V211H182ZM184 212H186V210H184ZM197 212H198V210H197ZM198 212V213H199ZM203 212V211H202ZM224 212V211H223ZM227 212V211H226ZM128 213V212H127ZM126 213V211H125V214H127ZM204 213V212H203ZM208 213V212H207ZM208 213V214H209ZM217 213V212H216ZM222 213V212H221ZM229 213V212H228ZM234 214L236 213V210H235V212H233ZM232 213V214H233ZM174 214V213H173ZM180 214V213H179ZM185 214V213H184ZM201 213H199V215H200ZM212 214V213H211ZM224 214V213H223ZM124 215V214H123ZM185 215H188L187 213L185 214ZM190 215V214H189ZM198 215V216H199ZM204 215V214H203ZM210 215V214H209ZM227 215V214H226ZM225 215V216H226ZM169 216V215H168ZM174 216H176V215H174ZM222 216V215H221ZM183 217V216H182ZM181 217V221L180 220H178L179 219V217H177L178 219H177V222H183V220H184V218H182ZM189 217V216H188ZM201 217V216H200ZM215 217H218V216H215ZM220 217V216H219ZM219 217L217 218V219H219ZM127 218V217H126ZM174 218V217H173ZM173 218H171V219H173ZM190 218V217H189ZM206 218V217H205ZM204 218V219H205ZM225 218V217H224ZM125 219V218H124ZM170 219V218H169ZM183 219V220H182ZM222 219H223V216H222ZM222 219L220 218V221H222ZM234 219V218H233ZM176 220V219H175ZM190 220V219H189ZM189 220H187V222L189 223ZM205 220H209V219H205ZM226 220V219H225ZM228 221L227 222H229L230 223V221L229 220H231V218L230 219H227ZM125 221V220H124ZM185 221H186V219H185ZM191 221V220H190ZM223 221H224V219H223ZM233 221V220H232ZM134 222V221H133ZM175 222V221H174ZM173 222V223H174ZM177 222H175L176 224H177ZM197 222V221H196ZM201 222H203L202 224H204L205 222L204 221H202L201 220ZM128 223V222H127ZM166 223V222H165ZM171 223V222H170ZM180 223H178V225L180 224ZM191 223V222H190ZM189 223V224H190ZM130 224V223H129ZM156 224V223H155ZM158 224H160V223H158ZM158 224H156V225H158ZM186 224V223H185ZM192 224L194 225V223L192 222ZM197 224V223H196ZM202 224H200L201 226H202ZM206 224V223H205ZM217 224V223H216ZM221 224H222V222H221ZM224 224H226V223H224ZM133 225V224H132ZM131 225V226H132ZM182 225V224H181ZM181 225H179L180 226V229H181ZM193 225H192V227H193ZM220 225V224H219ZM228 225V224H227ZM252 225V224H251ZM134 226V225H133ZM159 226H161V224L159 225ZM184 226V225H183ZM186 226V225H185ZM223 226L224 225H222V229H223ZM123 227V226H122ZM173 227H175V226H173ZM188 227V226H187ZM186 227V228H187ZM196 227H198L199 228V226H198V224L196 225ZM196 227H194V228H196ZM207 227V226H206ZM226 228H228L227 226H225ZM224 227V228H225ZM125 228H126V226H125ZM158 228V227H157ZM177 228V227H176ZM183 228V227H182ZM190 229H191V227H189ZM188 228V229H189ZM218 228V227H217ZM216 228V229H217ZM121 229V230H120ZM129 229H132L131 227L129 228ZM156 229V228H155ZM154 229V230H155ZM164 229V227L161 229V231ZM202 229V228H201ZM206 229V228H205ZM205 229H203V231L205 230ZM215 229V230H216ZM230 229H232V228H230ZM253 229H254V227H253ZM158 230V229H157ZM165 230V229H164ZM168 230V229H167ZM175 230V229H174ZM177 230H179V229H177ZM176 230V231H177ZM182 230V229H181ZM199 231H200V229H198ZM229 230V229H228ZM227 229H226V231H228ZM120 231H123V233L124 234H121V232ZM183 231V230H182ZM185 231V230H184ZM191 232H194L193 231V229H191L190 230ZM198 231V232H199ZM218 230H216V232H217ZM250 231H252V230H250ZM132 232V231H131ZM151 232H152V230H151ZM155 231H153V233H154ZM158 232V231H157ZM168 232L170 233L171 231H169L168 230ZM168 232H167V234L166 235H169L168 234ZM198 232L195 234V235H197L198 234ZM215 232V233H216ZM219 232V231H218ZM224 233V231H221V233ZM92 233V232H91ZM100 233V232H99ZM128 233H130V232H128ZM127 233V234H128ZM161 233V232H160ZM164 233H165V231H164ZM163 233V235L165 236V234ZM178 233V232H177ZM190 233V232H189ZM202 233V232H201ZM220 233V232H219ZM159 234V233H158ZM187 232H185V236H187ZM192 234V233H191ZM194 234V233H193ZM192 234V235H193ZM217 234V233H216ZM224 234H226V232L224 233ZM94 235V237L96 238V236ZM101 235V234H100ZM149 235H151V234H149ZM154 235V234H153ZM171 235V234H170ZM198 235H200L201 236V234L199 233ZM197 235V236H198ZM203 235V234H202ZM212 235V234H211ZM219 235H221V234H219ZM219 235H217V236H219ZM93 236V235H92ZM102 236V235H101ZM155 236H156V234H155ZM158 236V235H157ZM184 236V233H183V236L182 237H185ZM189 236H191L190 234H189ZM197 236H194V237H196L197 238ZM199 236V237H200ZM209 233L208 232H206L205 234H204V242L201 244L200 243V245L199 246H197V244H193V248H191L189 251L191 252V254L192 255H194L195 257L194 258H196L197 257V259L199 258V260H196V261H199L201 264H206V263H208L209 264V262L211 261V259H210V261H207L206 260V258H207V256L209 255V250H211V249H208V246H207V244H208V239H210L209 238ZM214 236V235H213ZM216 236V235H215ZM151 237H154V236H151ZM162 237V236H161ZM175 237V236H174ZM198 237V238H199ZM264 237V236H263ZM97 238H98V236H97ZM107 238V237H106ZM162 238H165V237H162ZM176 238V237H175ZM186 238V237H185ZM192 238V237H191ZM201 238H203V237H200V240H201ZM242 238V237H241ZM243 238H245V237H243ZM242 238V239H243ZM121 239V238H120ZM123 239V238H122ZM153 239V238H152ZM160 239V238H159ZM158 239V240H159ZM170 239H172L171 237H170ZM184 239V238H183ZM195 239V238H194ZM215 240H217V238L215 237L214 238ZM241 239V240H242ZM100 240V239H99ZM102 240V239H101ZM106 240V239H105ZM105 240H103V241H105ZM111 240V239H110ZM136 240V239H135ZM158 240H157V242H158ZM167 240V239H166ZM186 240V239H185ZM184 240V241H185ZM189 240V239H188ZM187 240V241H188ZM191 240V239H190ZM192 240H193V238H192ZM199 240V241H200ZM219 240V239H218ZM240 240V241H241ZM244 240V239H243ZM102 241V242H103ZM113 241V240H112ZM111 241V242H112ZM120 241V240H119ZM129 241H132V240H129ZM202 241V240H201ZM200 241V242H201ZM222 241V240H221ZM220 241V242H221ZM109 242V241H108ZM108 242H107V244H108ZM121 242H122V240H121ZM154 242V241H153ZM160 243H161V241H159ZM169 243H170V240L168 241ZM190 242V241H189ZM197 243H198V240L196 241ZM195 242V243H196ZM227 242V241H226ZM244 242H246V241H244ZM95 243V242H94ZM93 243V244H94ZM100 243H101V241H100ZM106 243V242H105ZM164 243H166V242H164ZM210 243L212 244L213 242H211L210 241ZM217 243V242H216ZM215 242H214V244H213V246L212 247H214L215 248V244H216ZM92 244V245H93ZM103 244V243H102ZM111 244V243H110ZM187 244V243H186ZM221 244H222V242H221ZM224 244V243H223ZM247 244V243H246ZM95 245H97L96 243H95ZM106 245V244H105ZM155 245V244H154ZM165 246H166V244H164ZM189 245V244H188ZM190 245H191V243H190ZM220 244L218 243V246H219ZM234 245H236V244H234ZM131 246V245H130ZM165 246H164V248H165ZM172 246V244H170V246L169 247H171ZM187 246V245H186ZM218 246H217V250H218ZM222 246V245H221ZM221 246H220V249H221ZM224 246H225V244H224ZM240 246V245H239ZM242 246V245H241ZM245 246V245H244ZM101 247V246H100ZM106 247V246H105ZM109 247V246H108ZM107 247V248H108ZM168 247V248H169ZM174 246H172V248H173ZM189 247V246H188ZM210 247H211V245H210ZM236 247H237V245H236ZM248 247V246H247ZM132 248V247H131ZM140 248V247H139ZM245 248V247H244ZM156 249V248H155ZM234 249V248H233ZM246 249V248H245ZM139 250V249H138ZM169 250V249H168ZM173 250H175V249H173ZM213 250V249H212ZM223 250H224V248H223ZM236 251H238L237 249H235ZM241 250V249H240ZM244 250V249H243ZM90 251V250H89ZM108 252H109V249L107 250ZM111 251V250H110ZM115 251V250H114ZM187 251V250H186ZM189 251H187L188 253H189ZM214 252H215V250H213ZM222 251V250H221ZM242 251V250H241ZM247 251V250H246ZM95 252V251H94ZM158 252H160L159 250H158ZM171 252V251H170ZM170 252H168V254H169V256L171 255H174V253H170ZM175 252V251H174ZM211 252V251H210ZM217 252V251H216ZM244 252V251H243ZM91 254H92V252H90ZM96 253H98V252H96ZM95 253V254H96ZM110 253V252H109ZM161 253V252H160ZM213 253V252H212ZM212 253H210L211 254V256H212ZM220 252H218V254H219ZM224 253V251H222V254ZM239 254L241 253L240 251L238 252ZM85 254V253H84ZM106 254V253H105ZM137 254H139V252L137 253ZM159 254V253H158ZM157 254V255H158ZM163 254V253H162ZM180 254V253H179ZM190 254V253H189ZM221 254V253H220ZM225 254V253H224ZM232 254V253H231ZM245 254H246V252H245ZM244 254V255H245ZM83 254H77V255H72L71 253H68V252H64L63 251V253L61 254V255H59L61 258H60V260L58 261L59 262V264H91V262H92V259L94 258V256H89V253H87V255H88V257H86L85 255L84 256H82ZM104 255V254H103ZM214 255V254H213ZM96 256V255H95ZM97 256H99V254H97ZM96 256V257H97ZM100 256H102V254L100 255ZM210 256V257H211ZM217 256H219V255H217ZM223 256L224 255H222L221 257L223 258ZM115 257V256H114ZM138 257V256H137ZM159 257V256H158ZM161 257L162 256H160V259H161ZM193 257V256H192ZM209 257V256H208ZM209 257V258H210ZM212 257H214V256H212ZM211 257V258H212ZM244 257V256H243ZM63 258V259H62ZM127 258H128V255H127ZM139 258V257H138ZM173 258H174V256H173ZM177 258H179L178 256H177ZM182 259H183V257H181ZM193 258V259H194ZM215 258V257H214ZM214 258H212L213 260H214ZM219 258V257H218ZM58 259H59V257H58ZM95 259V258H94ZM97 259H98V257H97ZM103 259V258H102ZM248 259V258H247ZM56 260H57V258H56ZM99 260H101V259H99ZM104 260H105V257H104ZM113 260H114V258H113ZM157 260V259H156ZM169 260H170V257H169ZM181 260V259H180ZM185 260V259H184ZM195 260V259H194ZM215 260H218V259H215ZM214 260V261H215ZM95 261V260H94ZM98 261V260H97ZM179 261V259L177 260L176 259V262H178ZM39 262V261H38ZM47 262V261H46ZM102 262V261H101ZM100 262V263H101ZM105 262V261H104ZM107 260H106V264H107ZM114 262V261H113ZM113 262H112V264H113ZM117 262V261H116ZM180 262V261H179ZM212 262V261H211ZM219 262V261H218ZM41 263H42V260H41ZM99 263V262H98ZM99 263V264H100ZM103 263V262H102ZM101 263V264H102ZM127 263V262H126ZM125 262H124V264H126ZM172 263H173V261H172ZM181 263V262H180ZM220 263H222V261L220 262ZM219 263V264H220ZM56 264V263H55ZM135 264V263H134ZM169 264H170V262H169ZM174 264V263H173ZM215 264V263H214Z\"/></svg>",
    "mask_w": 264,
    "mask_h": 264
}]
</instances>
